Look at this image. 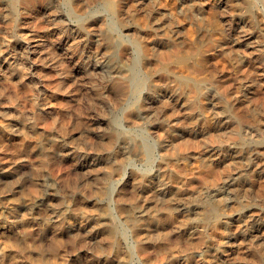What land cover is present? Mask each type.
Listing matches in <instances>:
<instances>
[{
    "label": "rangeland",
    "instance_id": "1",
    "mask_svg": "<svg viewBox=\"0 0 264 264\" xmlns=\"http://www.w3.org/2000/svg\"><path fill=\"white\" fill-rule=\"evenodd\" d=\"M7 1L10 3H8ZM11 1L10 0H6V1L0 0V43H2L1 45H3V43H4V45L0 47V50L3 49L2 51L4 52V54L8 55V57L12 61V65L14 67H16L15 69L19 73L24 74L25 79H24V83H23L24 85L23 84L21 85V83L17 79L15 80V78H12L11 76L6 75V73H5L6 70H5L4 66L2 65L3 63H0V69H1L0 70V76H1L0 77V164L1 163H5V164L6 163H8V164L9 163L10 164L11 163H17L19 165L22 164V166H19L17 169H15L14 171L9 172V173H7L5 170H0V264H107V263L108 264H117V262H119V260L121 258H122V260H120V262L118 264H123V263H125V264H171V263L172 264H180V263L181 264H224L225 263L226 264L227 260L229 262L228 264H235L234 262L237 260V258H236L237 255L234 256L235 258L233 257L231 259H229V258L226 259V257L223 255V253L221 254V252L219 250H215V248L219 247L222 240L223 241L226 240L225 235H227V232L225 233V231L223 230V227L215 228V229H217V231H215L212 229V228H214L213 227L214 224L211 225L212 223H210L209 221L203 222L202 225H201V223L199 224V226L197 225L198 227H201L203 229L206 228L205 229L206 232L203 229L200 232H201V234L202 233L205 234V237H207V239H209V243L212 242L210 244V246L211 245L213 246V247L211 246V251L213 250L212 253L213 252H214V254L216 253L214 255L211 253V251H210V254H208L206 252V256H205V254H202V253H204L203 247H201V249H200L196 245L189 244L185 240L186 234L183 233V230L178 229L179 226H177V224H179L178 221H180L179 219H181V221H186V219L189 218L187 213L182 211V209H181L182 205L184 206L185 203H186V205H188L189 202H190V204H192L194 202H198L197 201L198 199L195 196L198 193H203L201 195H204L205 193L208 194V192L210 191L208 189L210 188V185H211V180H210L211 173H213V172H211V171L208 172L207 175L205 176V178L202 180V182L199 181V182L194 183V185L191 186V188H190L191 191L193 189L192 192L188 191V190H183L181 192L175 193L177 198L174 195V193L170 194V195L175 196V200H174V196H171V197L167 196L168 197L167 201H166V199H164V201H163V199L158 201L161 205L162 204L164 205V203L166 202L164 207H167V210H169L168 211V213L170 215L169 217H171V220L177 221V222L175 221L176 222L175 226H174L175 223H173L172 228L167 226V228L169 230L167 228H165L163 230L156 228L157 227V225H156V217L157 216H152L156 212L155 211V207L157 205V204H155L156 202L154 200H152V204H151V201H148L147 203H145V201L143 199L144 196L140 195V193L137 192V188H138L140 181L137 182L136 179L141 180L140 177L143 178L142 180L145 179L146 182L148 181V184L150 185L149 188L153 189V190H151L153 193H154V190H156L158 188V186H157V184L159 183L158 180H160L162 182H163V180L165 181V178L162 177V172L159 170V168H161V167H159V165L164 164L167 161L166 159L161 160V159H163V157L160 156V153H163V151H165V149H166V151L170 152V149H168L169 148L168 146H167V148H166V146H163L164 142H166V140H165L166 137L168 139L172 138V140L175 139L176 142H178V141L183 142L185 140L184 142L186 144L188 143L187 141H190L193 138L194 139L192 141H194V143H195V141L198 142L199 144H200V142H202V145H204L205 142H207V140L210 141L211 144L209 142H207L208 146L205 144V147L201 146V144L199 145L198 143H197L198 146L191 145V142H192L191 141V142H189L190 143L189 145L187 144L188 147L190 146L189 148L186 147V148H188V150L185 149V147H184L185 143L181 144L178 142L180 144V147H178L177 149H179L180 151H178V153H177L178 155L177 154L172 155V157L174 155H176V156H174L175 157L174 159L175 160L177 159V160L175 161L173 159L172 160L173 164L171 162L170 163H171V165H175V166L178 164V166H176V169L179 168L180 171L183 169V171H181V172L182 173L185 172L184 175L186 177H187V175H191V173H192L191 171H196L194 169H199L200 171H202L204 169L203 166L200 164V163H202V162H200V161H202V158L207 157L208 159H210V157H211V159H216V158L221 159L222 157L224 158L225 156H226L225 159H227V157L229 158L232 155V151L230 148V146H232L231 144L235 145L237 142H238V144L240 142V144L239 145L236 144V146H241V145L244 146V148H246L247 151L252 153V157H254L255 160H257V161L259 160V161H258V163L256 161L254 163V159H253V165H251L249 168L248 167L245 168V166H242V164L245 165V163H241V162H244V159H242L243 161L238 160L236 163L231 164V166H232L231 168H234V167H237L240 163L241 165H239L238 168H236V169L237 170L240 169V171L242 173L245 172V173H243L241 179L239 180V183H238L239 186L237 187V191L235 190L233 192V193L237 192L238 197L235 194V201L238 200V202L241 204H239L236 201V203H238V204L234 203L232 206H226L224 214H226V215L230 214L231 215V214H235L237 212L241 213L242 216L240 218L242 220L239 219V221L240 220L241 221L240 222L238 221V223L239 224L243 223V225H244L245 220H246V224L249 223V219L247 218L248 216H246L247 212H250L249 210H251L253 212L256 211L255 212V214H256V213H258V211H259V213H261L262 208H263V212H264V188L262 186V185H264V172H263L264 166L262 164L264 161V84L260 85L258 88L256 87V91L254 92L253 95L246 98V100H241L239 102V104L241 103V105L237 104L235 106H232L231 107L232 110H231L230 109L231 105L229 104L230 102H228L230 95H228L229 93L223 94V92H225V90H226L225 88H223L225 86L220 85L221 81H218L222 77L221 75L223 72V70H220V68H221L220 66H222L221 65L222 62L220 61L219 56H216V55H215V57L214 56H207V58L209 59V60L207 59L209 61V62H207V64L208 63L210 64V66L208 64V67H210V68L207 69L208 70L207 73L213 72L212 74L216 75V76L214 75L215 78L214 77L211 78L213 75L207 74L206 71L202 70L203 73L201 71L200 73L195 74V73L191 72L190 70H186V67H184V64H186V61H188L187 57L189 56L188 51L190 48L189 47L187 49L189 43L186 41L189 38H188V35H186L188 33H185V32H187V30L189 31L190 26H188V25L191 24V19H188L189 18L188 16L191 15V17L193 18L192 13H194V16H196L197 13H195V12L198 10L199 11L198 15H201V16L204 15L203 18H204L205 22L207 23L209 21L208 19H212V16H213V15L209 14V12H208V8L206 5L207 1H205L206 2L205 3L203 0H178L177 2H176V0H43V3H42V0H36V2H35V0H31V1L28 0V2L26 0H17V4L18 3L19 4L18 5L15 4L16 7H14V8H16L18 11L16 9L12 8V9H14L13 12L11 11L12 9L10 8L11 7L10 4L13 3V1L12 2ZM69 1H71V2H69ZM112 1L114 3H112L113 5H111V7L118 6L119 8L113 7L115 10L113 8L109 9L108 6H110L111 3H108V2H112ZM200 1H203L204 5H203V2L201 3ZM175 2L177 4V6H175L176 5ZM191 2H192V4H191ZM194 2H195V4H193ZM197 2H198V4L200 3L199 5H203V8H200L202 6H198ZM14 3H15V1H14ZM20 3H21V8L18 7V6H20ZM70 3L72 6L69 5ZM103 3H104V6H103ZM7 4H9V5H7ZM27 4H28V6H27ZM42 4H44V5H42ZM49 4L50 5L52 4V5L50 6ZM107 4H109V5H107ZM114 4H117V5H114ZM3 5H5V6H3ZM30 5H32V6H30ZM46 5H48V6H46ZM57 5H58V7H57ZM160 5H161V7L159 8L158 6H160ZM183 5L187 6V8L189 7L188 8L189 10L185 11V9H187V8L184 7ZM22 6H23V8H22ZM69 6H71V7L69 8ZM172 6H173V9H172ZM181 6L184 7V9ZM192 6L193 7L195 6V8H193ZM4 7H6V8L4 9ZM73 7L76 10H72V11H77L79 14L81 12L80 15L78 13L77 14L79 15V17H82V19L79 18L80 20H77V22H76L77 17L73 16L75 13L71 12V9ZM103 7L107 8L106 9L107 11ZM120 7L122 9H120ZM167 7L168 8L171 7L172 10L170 8L168 9ZM181 8L183 10H180ZM117 9L120 11L118 12ZM194 9H197V10H194ZM51 10H53V11H51ZM79 10H80V12H79ZM173 10H175V12H172ZM20 11L23 13H21ZM111 11H113V13ZM114 11L115 12L117 11L116 12L117 14L120 13V14H118L120 16L114 15V13H115ZM167 11L168 12L170 11L171 14L168 13ZM178 11H180L181 14ZM52 12L53 13L57 12V13L53 14ZM70 12L73 15L71 14V16H70V14H69ZM82 12H83V14H82ZM162 12H163V14H162ZM185 12H186V14H185ZM203 12H204V14L202 15ZM174 13L176 15H174ZM205 13L206 14L208 13V14L206 15ZM7 14H9L11 16H9ZM20 14H21V16H20ZM160 14L164 15V17H162V16L160 17ZM183 14H185L186 17L183 16ZM64 15H66V16H64ZM171 15L173 17H170ZM205 15L209 18H207ZM215 15L216 14H214V16ZM15 16H17V17H15ZM90 16L92 17V19L95 18V21H92V19H91L92 22H90L89 21L90 19H88V17H90ZM113 16L115 18L114 20L115 21L117 20L115 23L113 21ZM116 16H118V19ZM178 16H179V18L181 16L183 18L181 17L182 19L180 21H178L179 20ZM53 17H54V19H53ZM158 17H159V19L160 18H162V19L159 20ZM174 17L175 18L177 17L176 19H178V20L176 21V19H173ZM215 17H219V16L216 15ZM12 18L14 21L12 20ZM61 18L63 21L59 20ZM154 18L155 19L157 18V21ZM16 19L18 22H15ZM49 19H51V20H49ZM169 19L171 21L172 20H175V21L174 22L172 21V23H171V21ZM215 19H218V20H216V21H218V24L216 23V21L215 22L213 21L214 23H216V25L211 24L212 26L210 25V27L213 28L212 30L217 31V32L214 33V31H211V30L207 31L206 33L209 37H207V35L205 34V37H204L205 42H208L207 40L210 41L211 39L212 40L215 39V40H213L215 42V44L220 42V38L222 37V34L220 32V29H219V20L220 19L219 18H215ZM164 20H166V21L164 22ZM20 21H21V23L19 24ZM54 21H56V22H54ZM58 21H60V22L62 21V23L64 25ZM88 21L90 22L89 30H91L93 33H95V32L97 33V32L101 31V33L103 34V32L108 33L106 31H109V35L111 34L112 37H113V33H115L114 34L115 39L118 38L121 34L122 35L125 33L127 34V35L125 34L126 36L121 35V39H120V41H122V38H123V40L125 41L124 42L125 45L121 44V43H123V41L122 42L119 41L120 37L118 38V41H117V43L120 42V43H118V45L120 44V46L117 45L118 48L120 47L119 48L120 50L118 48H116V50L118 49L119 52L124 53V55L120 54L117 51L118 57L115 59V57L117 56L116 52H115V48L113 49L112 54L110 53V55H108L110 50L107 52L105 58L106 59L108 58L109 60H111V63L108 59L107 60L104 59L105 60L104 63L108 66V68H110V67L112 68V66H113V69H115V67H116V70H118V69L123 70L124 68L125 69L127 68L125 66H128V65L131 66L132 63H134V62H132V59H131V61H129L130 60L129 58H132V57L134 58L135 52L131 51V49L129 50V48H134L133 41L137 40V41L142 43V46H143L142 49H145V47L148 45L147 46L148 48H146V49L150 50V52L155 53L154 56H150V54H148V52L145 51L146 58L144 56V59H143V55H144V50H143V52H142L143 54L141 53L142 54L141 55L142 61H140V63L142 62L144 65H142V63L139 64V62H138L136 67L139 65L137 67V69L140 70V72H142V73L147 72L146 74H149V78H151L153 76L151 78L152 80L149 79L150 80L149 82L151 84L155 82L154 83L155 85L154 84H152V85H153V88L156 89L155 90L156 93H157V91L163 92V88H164V90H166L167 88H172V90L174 89V91H176V93H177V90L175 87L177 85V82H176L175 77H177V81H178V78H179L178 76H181L183 78L186 77L188 79L192 76V78L193 77L194 78L193 79L190 78L192 80V82L189 80L188 81L189 83L190 82L195 83L199 80L200 83L202 82L201 84L206 85V83H207V85L209 84L208 85L209 87L212 86V88H215V90H217L219 88V90L221 91L223 88L224 90H222L221 92L224 96H227V97L229 96L228 99L226 100V97L224 98L221 94H219L220 91L217 90V95L222 96V97L220 96L219 98H223V100L219 103V109L217 107H216L217 109L216 108L213 109V108H211V106L209 108V105H207L205 108H203L204 110L201 107H199L197 109L199 104L198 103H197L198 105L195 104L193 111H197V113H199V115L196 112H193V113H191L192 117L189 118L190 120L188 118H184L185 120L187 119L188 122L190 121V124L187 122V120L185 122L183 119L184 123H187V125H189L191 128L184 123L182 124L183 121L181 122L182 125L180 124L181 126L169 124L168 120H165L166 118L168 119L169 116H165V114L169 115L170 111L169 110L167 111V109H165V108L163 109V107L160 105L162 103L159 101L157 102V104L151 103L152 105L149 103L147 104L144 100H142V101L140 100L139 103L136 102L137 104H140L141 106L144 104V105H146V107L143 108L142 112L136 111V114L134 115V117L130 121V118H128L126 116L127 114L123 110H125L124 108L127 107L128 103H131L133 105V107H135L133 104L135 100H133L132 97H129V96L127 97L126 95H123V94L119 95L118 90L116 91V89L113 87V83H112L115 77L109 76L110 77L109 78L105 71H103L101 73L100 71H94V70L91 71L90 70V74L92 76L88 75V74L82 76V74H84V73L78 72L76 74V71H71L72 69L70 70L69 68H68L69 70L64 69L65 70L64 71L62 69V67L64 66L63 65L64 61L58 60L60 64L62 63V67H61V65L58 64L57 68L52 69V67H48V68L42 70V72H43L42 73L37 68L30 67L29 61H25L24 58L20 57L21 49L24 46V43L22 42L23 41L22 36H24L25 34H26L25 36L28 37L30 35H27V33H32L31 36L32 37L34 36L33 38L38 39L39 43H42V44H40V48L41 49L43 48L45 51L49 47V49L47 50V51H49L52 48L51 45L54 44L59 39V37H60L59 35L62 34L61 31L64 30L65 28H68L67 26H70L68 24H72V22H73V24L81 25L83 22L84 23L86 22V24H87ZM12 22H14V23H12ZM166 22L168 24L170 22L171 25L174 23V25L171 26L169 24V27H168V25H166L167 24ZM175 22L176 23L180 22V24L178 23L179 24L178 25ZM181 22H184V23L181 24ZM189 22H190V24H189ZM16 23H17V25H16ZM105 23H110V24H108L109 29H108V27H106L107 24H105ZM154 23H156L158 25H156ZM111 24H112V26L114 25V30L112 29L113 27L111 26ZM118 24H119V26H118ZM149 24H150V26H148ZM151 24H153V25H151ZM145 25H147L149 28L146 27ZM165 25H166V27H165ZM63 27H64V29H63ZM171 27L173 30L171 29ZM56 28H60V29H56ZM184 28H185V32H184ZM127 29H129V31L131 32V35L129 34L130 32ZM151 29H154L156 32L152 31ZM157 29H159V31H157ZM160 29L167 30V31H165V33L167 32L168 34L167 33L166 34L169 36H167L164 33V31H160ZM181 29H182V31H181ZM16 31H18V32H16ZM134 31L136 32V34ZM21 32H23L24 35L22 33L21 34L22 36H21L19 34ZM132 32H133V34H132ZM152 32L155 34V36ZM208 32L209 33L211 32V33L209 34ZM117 33H118V35H117ZM178 33H179V35H177ZM216 33H218V34L216 35ZM170 34H172V35H170ZM212 34L215 36H213ZM104 35L106 36L105 38H107L108 34H103V36ZM109 35H108V37H109ZM132 35H135V36H132ZM140 35H143L144 38H143V36H140ZM164 35H166L167 37H170L169 39L174 38L173 41H172V39L168 41V38ZM185 35L187 36V38ZM156 36H158V37L155 39ZM216 36L219 38H217ZM133 37H135V38L137 37L138 39H135ZM148 37H150V38L148 39ZM105 38H104V40H106ZM128 38L130 41L128 40ZM141 38H142V40H144V39L145 40L142 41ZM150 39H151V42H150ZM155 40H156V42H155ZM174 41H176V43ZM127 42H131L132 47H131V43L126 44ZM170 42L172 43V45H170L171 44ZM156 43H157V45H156ZM10 44H11V46H10ZM162 44H164V46ZM8 45H9V47H8ZM126 45H128L130 47L128 48V46H126ZM151 45H153V46H151ZM46 46H47V49L44 48ZM168 46H170V48H172V49H174V47H175V49H174L175 51L173 52V50H171ZM177 46H179V47L184 46V47H182V50H181V47L180 48L178 47V49H176ZM14 48L17 49V52ZM158 48H160V49H158ZM128 50H129V52H128ZM159 50L161 51V54H163L162 50H164V54L167 51L169 54L171 52L170 58L165 59L166 57L169 56V55H166L168 53H166L164 55L165 57L163 56L164 58H162L161 56L160 57L162 59L159 58V55H160V54H158ZM177 50H179V51L181 50L184 53L183 54L180 52V55L182 54L183 58H182V55L180 57H177V55L179 53V51H177ZM183 50L187 52V55H186V52H184ZM125 51H127V52H125ZM154 51H156V52H154ZM13 52H14V54H13ZM172 52L173 53L177 52L176 53L177 55H175L173 57L172 55H174V54ZM120 56H121V59L119 58ZM127 56H129V58ZM148 56H150L151 58L149 57V59H148ZM171 56H172V58H171ZM184 56H185V59L187 58L186 61L184 59ZM155 58H157V59H155ZM102 59L100 57L98 60H102ZM122 59H123V62L126 63V65H125V63H121L122 65L123 64L125 65V66L123 65V67H124L123 69H121L122 65L120 63H117L118 61L120 62ZM163 59H165L166 61L168 60L169 62L174 60V62H172V64L168 62L169 63V65H168L167 62L164 61ZM145 60H148V61L151 60V61L148 64V61H145ZM157 60L158 61L160 60V61L158 62ZM161 60L164 61V63L166 62L165 63L166 66H164L165 64L162 63ZM107 61L109 62L108 64H107ZM126 61L128 62V65H127ZM179 61L181 62L180 66H179V64H180ZM16 62H18V63H16ZM14 63H15V65H14ZM21 63H22V65H21ZM156 63L157 64L160 63L161 65L163 64L162 65L163 67L158 64L159 68H156V67H155L156 69L153 68L154 67L153 65ZM175 63L176 64L178 63V64L176 65ZM109 64H111V65H109ZM150 64H152V65H150ZM26 65H27V67L28 66L29 67L27 68ZM115 65H117V66H115ZM18 66H19V68H17ZM80 66L83 68L82 70H84V68H85L84 65H80ZM144 66H146L148 68L147 69L148 71L145 69L146 67L144 68ZM160 66L163 68V70H161L162 68ZM58 67H60V68H58ZM141 67H142L143 71H142ZM166 67L169 70H166ZM24 68L26 69V70H24L25 73L23 71ZM151 68H153V71L151 70ZM28 69H29V71H28ZM30 69H31V71H30ZM127 69H129V68H127ZM160 70H161V72H160ZM173 70L175 71V74H174ZM26 71H28V72L26 73ZM38 71L41 74H39ZM156 71H157V73H154ZM163 71L165 73H162ZM172 71H173V73H172ZM46 72L48 73L47 75H46ZM58 72H60V73H58ZM66 72L69 74L67 75V77H64V73H66ZM98 72H100V73H98ZM152 73H153V75H152ZM169 73L171 74L170 76H169ZM177 73L181 74V75H177ZM183 73H184V75H187V76H184ZM232 73L233 72L231 71V74ZM1 74H3V75H1ZM100 74H105V76L100 75ZM202 74L204 75V77ZM233 74H232V76L237 75V74H234V75ZM26 76H27V78H26ZM65 76H66V74H65ZM206 76L208 77V79ZM91 77L92 78L95 77L94 78L95 82H96L95 84H94V80ZM169 77H171V78H169ZM6 78H8V79L6 80ZM60 78H62V79H60ZM186 78H184V81H183L184 83L185 82L188 83L187 80L185 81ZM156 79L159 82V84L156 83L157 82ZM196 79H198V80H196ZM12 80H14V81H12ZM60 80H61V82H60ZM92 80H93V82H92ZM202 80H204V83ZM212 80H213V83H210ZM101 81H103V82H101ZM167 81H170L169 83L174 82V84L171 85ZM171 81H173V82H171ZM199 81H198V83H199ZM216 81H217V83H216ZM91 82L94 84V86H96V85L97 86L94 87ZM106 82H108V83H106ZM164 82L165 83L167 82L166 85L164 84ZM12 84H14V85H12ZM29 84H31V85L29 86ZM162 84L164 85V87ZM20 85L22 87H20ZM156 85H157V87H154ZM23 86H26V88ZM99 86H101V87H99ZM165 86H167V87L165 88ZM97 87H99V89ZM184 87L186 88L187 86L184 85ZM76 88H78V89H76ZM94 88L96 90H93ZM111 88H114V89H111ZM25 89H27V92ZM90 89H92V90H90ZM94 91H95V93H94ZM97 91H99L100 93L102 91V93H101L102 95L100 96L99 92L96 93ZM120 92L123 93L122 91H120ZM237 93H240L238 96H240L241 99L244 98V96L242 95L243 91L241 88L238 87ZM97 95H99V96H97ZM123 97H124V100L121 99ZM125 100L127 101V103ZM222 102L225 105H223ZM226 102L230 106L228 104H226ZM131 104H129V105H131ZM155 105L156 106L159 105L160 107H156ZM154 107L158 108V110L163 109V111L161 112V110H160V112H161L160 113ZM235 107H237V108H235ZM150 108L152 111L149 110ZM195 108L197 110H195ZM220 109H221V111H223V115H221V113H220V114H218V117H216L217 116L216 112L217 113L221 112V111H219ZM237 109L238 110L241 109L239 111H240V113L241 112L242 113L237 114L235 112ZM153 110H155L156 112L158 111L157 113H159L158 115H160V116H158L157 113ZM199 111L201 112V114L204 111L208 112V114H206V112H204L202 114V116H203L202 117ZM232 111H233V113H232ZM121 112L122 113L124 112L123 113L125 115L124 117H123V114ZM152 112L153 113L155 112V113L153 114ZM165 112H167V113H165ZM181 112H178L177 114H174V115H179V114L181 115V114H187V113L190 114V112H192V110L188 111V112L185 111L184 113H181ZM162 113H164V114H162ZM193 114H195V116ZM213 114L214 115L216 114V115L214 116ZM248 114L251 116L249 117ZM146 115H148V116H146ZM150 115L152 117L156 116V118L152 119V117ZM205 115L208 117H206ZM227 115H228V117L230 115L229 120L227 122H222L223 125H219L221 123L220 120L222 118H224L223 116H227ZM233 115L235 116V118L233 117ZM116 116H118L119 119H118V117L116 118ZM136 116H138L140 118H138ZM238 116H239V118H238ZM141 117L144 118V120ZM164 117H165V119H163ZM161 118H162V120H161ZM192 118H194V119H192ZM202 118L203 119L209 118V119L208 120L204 119L205 123H203L204 120H202ZM217 118H219V120ZM111 119H113L114 121ZM133 119L135 120V122ZM156 119H158V120L160 119V120L157 121ZM230 119L233 121V122L231 121L232 123H230ZM132 120H133V123H132ZM136 120H137V122H136ZM138 120H139V123H138ZM153 120H154V122H153ZM194 120L196 122H194ZM209 120H210V122H209ZM214 120L216 123L214 122ZM239 120H241V122ZM242 120H243V122H242ZM237 121H238V123H241V124H244L246 122H248V123L246 125L245 124L243 125L244 128H242L241 125L239 124V126H238L239 128H238L236 126ZM250 121H252V123ZM162 122H163V124H162ZM140 123H141V125H140ZM196 123H197V125H196ZM209 123H211V124H209ZM154 124H156V125H154ZM161 124H162V126H161ZM206 124H207V126H205ZM233 124L234 125L236 124L235 125L236 130L237 129L239 130L240 127L242 130L240 129L239 131L238 130L236 131L234 129ZM118 125L120 126L119 128L117 127ZM129 125L130 126L132 125L133 127L132 126L130 127ZM114 126H116V128ZM138 126H139V128H138ZM229 126H232V127H229ZM248 126L250 129L248 128ZM123 127L126 129L124 130ZM128 127L130 128V131H128V129H129ZM162 127L166 128V129H164L165 131L163 130ZM188 127L190 128V130ZM213 127L215 128V130L213 129ZM176 128H177V130H176ZM168 129H171L172 131L169 130V132H168ZM192 129L194 130V133H191L193 131ZM218 129L220 132L221 131L222 132L220 133L218 131ZM246 129H249V130H247V132H246ZM175 130H176V132H175ZM201 130H202V132H201ZM229 130H231V132H229L230 134L229 133L225 134V135L223 134L225 132L227 133ZM204 131H205V133H204L205 135L203 134ZM233 131H234V134L232 133ZM179 132H180V134H179ZM195 132H196V134H195ZM206 132L209 134H207ZM218 132L220 134H218ZM253 132H254V134H253ZM113 133H115V135ZM138 133H139V135H138ZM158 133H161V134H158ZM189 133H191V134H189ZM231 133H232V135H231ZM242 133H243L244 137H246L245 140H244ZM111 134H113V136ZM116 134H119V135H116ZM121 134H122V136H121ZM126 134H127V137H126ZM128 134L130 136H128ZM131 134L132 135L134 134L132 136V138L133 137H135V138L132 139ZM135 134H137V135L135 136ZM163 134H165V136ZM238 134H240V135L238 136ZM141 135H142L141 138L143 140L140 138ZM158 135H161V137L159 138ZM162 135H163V138H162ZM167 135H169V136H167ZM183 135H184V137H183ZM187 135H189V136H187ZM236 136H238V137H236ZM259 136H260V138H262V137L263 138L259 139ZM113 137H114V139H113ZM128 137L130 139H128ZM186 137H187V139H186ZM188 137L189 138L191 137V139L188 140ZM198 137L201 140H199ZM233 137L237 138L236 139L237 142L234 143L235 139ZM183 138H184V140H183ZM228 138H230V141L233 138L231 141L232 143H229ZM238 138H240V141H238L239 140ZM134 139H138V140L134 141ZM147 139H149L150 141ZM224 139H227V141H226L227 143L223 141ZM139 140H141L140 142L143 141V143L149 142L148 143L149 145L152 143V145L154 146L153 147L150 145V147H152V149H153L152 152L154 151L153 154H155V155L151 154L150 158L148 157L150 160L152 159L151 162L153 164L151 162H149V160L147 159V156L144 155L143 156L144 159L141 157L142 153L140 152V149H138L139 152L138 151L136 152V150H135L136 148H134V147H140L139 146L140 142H137ZM180 140H182V141H180ZM204 140H206V141H204ZM40 141L42 142V144ZM110 141L113 142V144H111ZM128 141H130V142H128ZM153 141H155V142L157 141L156 144ZM211 141L213 142V144L215 143L214 141H216V142L220 141V142H218L216 145L214 144L215 146H213ZM222 141L225 144H222L221 143ZM242 141H244V142H242ZM100 142H102V144H100ZM135 142L137 145L135 144ZM104 143H106L108 145V147L110 145H111L110 147H113V145H114L113 149L108 150L110 147L107 149L106 148L107 145L105 146ZM123 143H125V144L123 145ZM129 143H130V145H129ZM158 143H162V144H158ZM244 143H245V145H244ZM246 143L248 144V147L246 146L247 145ZM132 144H134L135 146L132 147ZM192 144H193V142H192ZM250 144H251V146H249ZM42 145L46 147L44 150L41 149ZM125 145L127 146V148L132 149L133 151L130 150V153L128 154V156L126 155L124 158L123 154H121L122 152L120 151V148L125 146ZM211 145L213 147V150L209 151L207 148L208 147L212 148V147H210ZM217 145L218 146L220 145V148L217 147ZM115 146H116V148H115ZM161 146L164 147L165 149H163ZM191 146H192V151L189 150V149H191ZM195 146H196V148H195V150H193V148ZM200 146L202 148L203 147L204 148L199 149ZM227 147H229L228 150H227ZM114 148L116 149V151ZM222 148H224V149H222ZM247 148L248 149L250 148L251 150L250 149L248 150ZM158 149H160V150L162 149V150L160 151ZM196 149H199V150H196ZM204 149H206L207 152H205ZM183 152H185V153H183ZM213 152H214V154H213ZM249 152H247L246 154H248ZM132 153L135 155H133ZM157 153H159V154H157ZM209 153H210V155H209ZM114 154L116 156H114ZM183 154L186 156H184ZM189 154H191V156H194L193 157L194 159ZM85 155H89L90 157H95L94 158L95 160L93 159V161L100 162L99 164H101V167L99 166V168H97L98 170L97 169H94V170L90 169V171L92 170L93 172L92 171L90 172L89 170L87 171L86 168L82 167V165H81V164L85 163V161L82 158ZM131 155H132V157H131ZM136 155H137V158H136ZM213 155H214V157H213ZM121 156L124 158L123 159L124 162L121 161L122 163H125L124 165L123 164L121 165V162H119L120 160H122V159H120V158H122ZM138 156L141 158H139ZM178 156H180L181 159ZM127 157H129V158H127ZM153 157H155V158L153 159ZM182 158L187 159L186 162H185V160L183 161ZM107 159H110V160L106 161ZM126 159L130 160V162H128V160H126ZM196 159H197V161H196ZM112 160H113V162H112ZM125 160H126V162H125ZM154 160H156V163ZM157 160H159V161L157 162ZM180 160H181V163H180ZM146 161H148L151 164H149ZM173 161H175V162H173ZM107 162H108V164H106ZM110 163L113 165H111ZM196 163H197L198 167H197ZM237 163H238V165L235 166L234 164H237ZM259 163H261V166L260 165L257 166ZM115 164H116V166H115ZM117 164L120 167L124 168V170L121 168L120 169L121 172H118L121 174L119 177L117 176V175H119L117 172L110 171L112 168L113 169L116 168L118 166ZM182 164H185V165H182ZM132 165H134L135 168ZM164 165H166V164H164ZM110 166H112V168ZM106 167H109V168H106ZM251 167L252 168L254 167L253 171H252L254 173L251 172ZM127 168H128V170H127ZM149 168H151V169H149ZM220 169H221V166L217 167L215 169V171L218 172V171H220ZM254 169L257 171H255ZM258 169H259V171H258ZM136 170L139 171L140 173L137 172ZM144 170H146V171H144ZM188 170H190V174H189ZM124 171L126 172V176H124ZM151 171H153V172L150 173ZM247 171L249 172L248 174H246ZM260 171H262V172L260 173ZM134 172H136V174ZM197 172L198 171H196L194 173H197ZM250 172L254 175H249V174H251ZM10 173H12V174H10ZM138 173H139V175H138ZM95 174H96V177L98 179L96 177H94ZM146 174H148V175H146ZM245 174L247 175V178L249 176V178H251V179L248 178V181H247ZM106 175H108V176L105 177V179H104V176H106ZM158 176L160 179L158 178ZM251 176H253V177H251ZM254 176H256V177H254ZM106 178H107V180H106ZM148 178L150 180H154V181H150ZM258 179H261V180H258ZM95 180H98V182H96ZM132 180H134V182H131ZM243 180L245 182H243ZM200 183H202V184L200 185ZM250 183H252V185H250ZM259 183L260 184L263 183V184L260 185ZM134 185H136L137 187ZM198 185H200V188L201 189L203 188V190H205V191L202 190V192H201V189L198 187ZM194 186H195L196 190H194ZM102 187H104V188H102ZM130 187H131V189H130ZM197 187H198V190L200 189V192L197 191ZM98 188H100V189L102 188L104 190L101 189L102 191L100 190L101 191V193H100V191H98L99 190ZM242 188H244V189H242ZM114 189L116 191H114ZM95 190L97 193H99L101 195H99V194L96 195L97 193L95 192ZM108 190H109V192H108ZM127 190H128V192H126ZM245 190L246 191L248 190V191L245 192ZM103 191H105L106 195ZM185 191H187V192H185ZM194 191H196L197 193L195 192L196 193L195 194ZM242 191L245 193H243ZM94 192H95V194H94ZM118 193H120L121 199H123V198L126 199L128 196L129 197L130 196L137 197V198L133 197L136 200V202H135V200H133V198L130 197V198H127L130 203L128 201H126L127 199L126 200L123 199L124 201L120 200L118 203L117 199H116L119 196ZM135 194H136V196H135ZM187 194H189V197H190L188 199H186L188 197ZM192 194H195V195L193 196ZM112 195H113V197H112ZM179 195H180V197L178 198ZM182 196H183V198L185 196H187V197H185V200H184L182 198ZM138 197H140V198L138 199ZM169 198L171 200H169ZM194 198L196 199L195 201H194ZM129 199H132L133 202L131 203V200H129ZM176 199H179V200H176ZM138 200H141V204L139 202V206L142 204L143 205L146 204V205L150 206V208L149 207H147L148 209L146 208L147 212L144 213L143 215H140L138 213V211L137 212L135 211L136 209L139 210V206L137 204ZM173 200H174V202H173ZM186 200L189 202L187 203ZM114 202H115V204H114ZM162 202H164V203H162ZM172 202H173V204H172ZM176 203H177V205H176ZM122 204H124V207L126 206V208H128V206H131V207L128 208L129 210H126V208H124ZM116 205L119 208H116ZM135 205H137V206L133 207ZM151 205H153L154 209L151 208L152 207ZM175 205L177 207H175ZM97 206H98V208L96 209L95 207H97ZM200 206L207 207V205H202V204ZM84 207H85V209H84ZM109 208L112 212L109 211ZM112 209H114V210H112ZM121 209L122 210L125 209L124 212ZM92 211L93 212L95 211V212L93 213ZM128 211L129 212L132 211V213L135 216V219L138 222V224L135 221L130 220L129 218L125 219V221H124V218L128 217V215L131 214V213H128ZM152 211H154V212H152ZM106 212H108V213H106ZM109 212H111L113 214H111ZM122 212L124 214H122ZM170 212H171V214H170ZM120 213L122 214V216ZM137 214H138V216H137ZM112 215H113V218L110 219L112 217ZM117 215H119V216H117ZM123 215H125V216H123ZM87 216H89V217H87ZM94 216H96V218ZM139 216H141V217H139ZM181 216H182V218H180ZM183 217H185V218H183ZM175 218H177L178 220ZM144 219H146V221ZM142 220L145 222H143ZM61 222L62 223L64 222V224H62ZM106 222H107V224H106ZM128 222H129V224H128ZM205 223H206V225H204ZM236 223H237V221H236ZM99 224H102V225H99ZM113 224H115V225H113ZM139 224H141L140 226L142 227L143 230H145L146 235H145L144 231H143L144 234H142V231L141 232L136 231L137 233L134 234L135 230L138 229ZM209 224H210V226H209ZM62 225H63V227H62ZM130 225L131 226L133 225L132 226L133 228ZM144 225H146V226H144ZM243 225H240V226L243 227ZM107 227L112 229L113 236H116L118 238L117 241L119 242V243H117V245L115 244L116 246H114L112 249L109 247V237L107 236V233L105 230V228H107ZM151 227H152V229H151ZM153 227L157 230L155 231V229ZM119 231L120 232L123 231V232H121L122 234ZM162 231H165L166 234H168V236L172 235V236H170L171 238L164 234L166 236V238L160 239ZM181 231H182V233H181ZM124 232H125V235L123 234ZM178 232H180V233H178ZM169 233H171V234H169ZM149 234H151L153 237ZM156 234L159 235V239H157L158 235L156 236ZM138 235H140V237ZM173 235L175 238H173ZM179 235H181V237H179L181 242L177 243L175 240H172V238L177 239V236H179ZM104 238H106L107 241H105ZM134 239L136 242L134 241ZM139 239H141V242L142 241L143 242L142 243L140 242L139 247H136L138 245V244L136 245V243H138L137 240H139ZM167 240H169V243L167 242ZM184 240L190 245V247L188 246V244ZM170 242H173V243H170ZM180 243L182 245L184 244L185 247L182 246ZM218 243H220V244L218 245ZM126 244H127V246H126ZM134 244H135V246L131 247ZM161 244H163V245H161ZM255 244H257L258 246ZM140 245H142L141 246L142 249H141ZM191 245L194 248L193 247L191 248ZM106 246H107V250L110 248L111 252L105 250ZM179 246H181L182 249L184 248V250H180L181 247H179ZM252 246H254V247L256 246L255 248L253 247V251H252V249H249L248 254L242 255V253L240 252L238 254V256L241 255L243 257L242 260L244 261V264H261V262H263L262 264H264V256L262 257V255H261L262 253H264L262 251V250H264L263 245L260 243L258 244L256 242V243H253ZM125 247H127V248H125ZM143 247H145V248H143ZM186 247L188 248V250H187L188 252L185 251L187 249ZM138 248H139V250L141 249L140 250L141 252L138 251ZM129 249H130V251H129ZM143 249L145 252L143 251ZM198 249L201 253L198 251ZM131 250H133V251H131ZM191 250H192V252H191ZM181 251H183L182 252L183 255L181 254ZM193 252H195V253H193ZM256 252H258V253H256ZM259 252H261V253H259ZM178 253H179V255H178ZM192 253L193 254L197 253V254L193 256ZM199 253L202 255H200ZM117 255L119 257H117ZM123 255L124 256L127 255L124 258L126 260L129 259L128 262L127 261L124 262ZM185 255H187V256H185ZM258 255H260L261 257H259ZM128 256H129V258H127ZM179 256L180 257L182 256L181 257L182 259ZM199 256H201L202 258H203V256H205V257L202 259ZM213 256H215V258ZM97 257H99V258H97ZM173 257H175V258L172 260ZM177 257L179 258L178 260H177ZM185 257H186V260H188V258L190 257L189 261H188L189 263L185 260ZM221 257H223V258H221ZM208 258H209V260H207ZM255 258H256V260H255ZM259 258H262V259L259 260ZM106 259H108V260H106ZM212 259H214V260H212ZM233 259H234V262H233ZM197 260H199L200 262ZM215 260H217V261H215ZM254 260H255V263H254ZM218 261H219V263H217Z\"/></svg>",
    "mask_w": 264,
    "mask_h": 264
},
{
    "label": "bare ground",
    "instance_id": "2",
    "mask_svg": "<svg viewBox=\"0 0 264 264\" xmlns=\"http://www.w3.org/2000/svg\"><path fill=\"white\" fill-rule=\"evenodd\" d=\"M6 1V0H5ZM11 1V0H10ZM13 1V3L12 4H10L11 5V9L12 8H14V7H16L15 6V4L16 5H18L17 4V0H12ZM11 1V2H12ZM14 1H15V3H14ZM27 2H28V0H26ZM31 1V0H30ZM178 0H176V2H177ZM204 2L205 1H207V3H206V5H207V8H208V12H209V14H211V15H213L212 16V19H208L209 21L206 23L205 22V20H204V18H203V14H204V12L202 13V15L203 16H201V15H198V13H199V11L197 10V9H194V10H197L195 13H197L196 14V16H194V13H192V16H193V18L191 17V15L190 16H188L189 18L188 19H191V24H190V22H189V24L190 25H188V26H190L189 27V31L187 30V32H185V28H184V32L185 33H188V34H186V35H188V40L186 41V42H188L189 44H188V47H187V49L189 48V51H188V57L186 56L187 55V52L186 51H184V52H186V57L188 58V61H186V59H185V56H184V59H185V61H186V64H184V67H186V70H190L191 72H193V73H200L202 70L203 71H206V73H207V69H209L210 67H208V64H207V62H209L208 60V58H207V56H214L215 57V55L216 56H219L220 57V61L222 62V66H220L221 68H220V70H223V72H222V77L220 78V80H218V81H221V83H220V85H224L225 87H223V88H225L226 90H225V92H223V94H225V93H229L228 95H230V97H229V100H228V102H230L229 104L231 105H229L227 102H226V104H228L229 106H230V109H231V107L232 106H235V105H237V104H239V102L241 101V100H246V98H248V97H250L251 95H253L254 94V92L256 91V87L258 88L260 85H262V84H264V0H203ZM203 1H200L201 3L203 2ZM8 2V1H7ZM20 2V1H19ZM22 2V1H21ZM35 2H36V0H35ZM34 2V3H35ZM46 2V1H45ZM44 2V3H45ZM69 2H71V1H69ZM176 2H175V4H176ZM181 2V1H180ZM184 2V1H183ZM193 2V1H192ZM192 2H191V4H192ZM196 2V1H195ZM195 2L193 3V4H195ZM204 2H203V5H204ZM8 3H10V2H8ZM33 3V4H34ZM38 3V2H37ZM42 3H43V0H42ZM108 3H111L110 4V6H108L109 7V9L111 8H113V7H118V6H113V7H111V5H113L112 3H114L113 1L112 2H108ZM190 3V2H189ZM6 4V3H5ZM106 4V3H105ZM174 4V3H173ZM180 4V3H179ZM200 4V3H199ZM198 4V2H197V5L198 6H202V7H200V8H203V5H199ZM7 5H9V4H7ZM26 5V4H25ZM24 5V6H25ZM35 5V4H34ZM33 5V6H34ZM42 5H44V4H42ZM50 5V4H49ZM52 5V4H51ZM50 5V6H51ZM68 5V4H67ZM69 5H71V3L69 4ZM76 5V4H75ZM74 5V6H75ZM107 5H109V4H107ZM106 5V6H107ZM114 5H117V4H114ZM119 5V4H118ZM172 5V4H171ZM181 5V4H180ZM186 5V4H185ZM3 6H5V5H3ZM27 6H28V4H27ZM30 6H32V5H30ZM46 6H48V5H46ZM45 6V7H46ZM72 6V5H71ZM71 6H69V8L71 7ZM103 6H104V3H103ZM105 6V7H106ZM170 6V5H169ZM175 6H177V4L175 5ZM184 6V5H183ZM2 7V6H1ZM18 7H20L21 8V3H20V6H18ZM56 7V6H55ZM57 7H58V5H57ZM159 8L161 7V5L160 6H158ZM164 7V6H163ZM179 7V6H178ZM182 7V6H181ZM184 7H186L187 8V6H184ZM184 7H182L183 9H184ZM193 7V6H192ZM206 7V6H205ZM6 7H4V9H5ZM9 8V9H10ZM22 8H23V6H22ZM27 8V7H26ZM25 8V9H26ZM68 8V9H69ZM104 8V7H103ZM119 8V7H118ZM157 8V7H156ZM168 8V7H167ZM170 9H171V7H169ZM168 8V9H169ZM177 8V7H176ZM180 9V10H183V9ZM189 8V7H188ZM185 9V11L186 10H189V9ZM193 8H195V6L193 7ZM14 9H16V8H14ZM14 9H12L11 11L13 12V10ZM58 9V8H57ZM105 10L107 9V8H104ZM108 9V10H109ZM114 9V8H113ZM120 9H122L121 7H120ZM158 9V8H157ZM172 9H173V6H172ZM171 9V10H172ZM7 10V9H6ZM17 10V9H16ZM28 10V9H27ZM70 10V9H69ZM72 10H76L74 7L71 9V12L72 13H75L74 15L70 12L69 14H70V16H71V14L73 15V16H76L77 17V19H76V22H77V20H80L79 18H81L82 19V17H79V15L81 14V12H80V10H79V12H80V14L77 12V11H72ZM115 10V9H114ZM118 10V9H117ZM163 10V9H162ZM170 10V11H171ZM18 11V10H17ZM29 11V10H28ZM48 11V10H47ZM51 11H53V10H51ZM60 11V10H59ZM67 11V10H66ZM107 11V10H106ZM120 10H118V12H119ZM158 11V10H157ZM170 11L168 12V13H170ZM191 11V10H190ZM6 12V11H5ZM16 12V11H15ZM21 12V11H20ZM19 12V13H20ZM58 12V11H57ZM57 12H54V13H57ZM112 13H113V11H111ZM115 12V11H114ZM117 12V11H116ZM114 13V15H118V14H120V13ZM160 12V11H159ZM172 12H175V10H173ZM178 12H180V11H178ZM189 12V11H188ZM21 13H23V12H21ZM53 13V12H52ZM53 13V14H54ZM79 15H78V14ZM109 13V12H108ZM165 13V12H164ZM18 14V13H17ZM68 14V13H67ZM82 14H83V12H82ZM86 14V13H85ZM162 14H163V12H162ZM171 14V13H170ZM169 14V15H170ZM178 14V13H177ZM180 14H181V12H180ZM179 14V15H180ZM185 14H186V12H185ZM185 14H183V16H185ZM190 14V13H189ZM201 14V13H200ZM206 14V13H205ZM208 14V13H207ZM206 14V15H207ZM214 14H216V15H218L219 17H215L214 16ZM7 15H9V14H7ZM19 15V14H18ZM52 15V14H51ZM50 15V16H51ZM78 15V16H77ZM113 15V14H112ZM168 15V14H167ZM174 15H176L175 13H174ZM188 15V14H187ZM205 15V16H206ZM6 16V15H5ZM9 16H11V15H9ZM20 16H21V14H20ZM23 16V15H22ZM53 16V15H52ZM56 16V15H55ZM60 16V15H59ZM64 16H66V15H64ZM68 16V15H67ZM69 16V17H70ZM118 16H120V15H118ZM118 16H116L117 17V19H118ZM164 17V15H161L160 14V17ZM15 17H17V16H15ZM87 17V16H86ZM91 17V16H90ZM90 17H88V19H90L89 21L90 22H92V21H95V18L94 19H92V17L90 18ZM170 17H173L172 15L170 16ZM182 17V16H181ZM179 18V16H178V18H179V20L178 19H176L175 17L173 18V19H176V21L178 20V21H180L182 18ZM186 17V16H185ZM207 17V16H206ZM219 18L220 20H219V29H220V32H221V34H222V37L220 38V42L219 43H217V44H215V42L213 41V40H215V39H211L210 41L209 40H207L208 42H205V34L207 35V31H209V30H211V31H214V30H212L213 28L212 27H210V25L211 24H215L216 25V23L218 24V21H216V20H218V19H215V18ZM57 18V17H56ZM207 18H209V17H207ZM211 18V17H210ZM214 18V19H213ZM11 19V18H10ZM9 19V20H10ZM22 19V18H21ZM53 19H54V17H53ZM67 19V18H66ZM91 19H92V21H91ZM115 18H114V16H113V21H114V23L117 21H115L114 20ZM155 19V18H154ZM158 19H159V17H158ZM160 19H162V18H160ZM159 19V20H160ZM172 19V18H171ZM12 20H13V18H12ZM49 20H51V19H49ZM59 20H62V18L61 19H59ZM69 20V19H68ZM75 20V19H74ZM111 20V19H110ZM120 20V19H119ZM156 21H157V18L155 19ZM170 20V19H169ZM184 20V19H183ZM187 20V19H186ZM14 21V20H13ZM63 21V20H62ZM62 21L60 22V21H58V22H60V23H62ZM67 21V20H66ZM65 21V22H66ZM82 21V20H81ZM87 22V24H86V22L84 23H80L81 25H76V24H73V22H72V24H68V25H70V26H67L68 28H65L64 29V27H63V29L64 30H60L61 32H62V34L61 35H59L60 37H59V39L54 43V44H52L51 46H52V48L49 50V51H47L48 49H49V47H48V49H47V46L46 47H44L45 49H47V50H45L44 51V49L42 48H40V44H42V43H39V40L38 39H35V38H33L31 35H32V33H27V35H30V36H25L24 35V33L23 32H21V33H19L20 35L23 33V35L24 36H22L23 37V43H24V46L22 47V49H21V55H20V57H22V58H24L25 59V61H29V65H30V67H33V68H37L39 71H41L42 72V70H44V69H46V68H48V67H52V69H54V68H57V65L59 64V65H61V67H62V63L60 64L59 63V61L60 60H62V61H64V63H63V67H62V69L64 70V69H67V70H71V71H76V74L78 73V72H81V73H84V74H82V76L83 75H91L90 74V70L91 71H100L101 73L103 72V71H105L106 73H107V75H108V77L110 76V77H115L114 78V80H113V87L116 89V91L118 90V94L120 95V94H123V95H126L127 97L129 96V97H132L133 98V100H135L134 101V106L135 107H133V105L131 104V103H128L127 104V107L126 108H124L125 110H123L124 112H126V116L128 117V118H130V121H131V119L134 117V115L136 114V111H139V112H142V110H143V108L144 107H146V105H140V104H137V103H139V101L141 100H144L147 104L149 103V104H151V103H155V104H157V102L159 101V102H161L162 104H160L162 107H163V109L165 108V109H167V111L169 110L170 111V113H169V115H166L165 114V116H169V118L167 119H165V117L163 118V119H165V120H168V123L169 124H172V125H180L181 124V122L183 121V119L184 118H191L192 116V114L191 113H193V112H196L197 113V111H193L194 109V106H195V104H197L198 105V107H197V109L199 108V107H201L202 109L203 108H205L207 105H209V108H210V106H211V108H218L219 109V103L223 100V98H219L221 95L225 98L226 97V100L228 99V97L227 96H224L223 94H222V90H224L223 88H222V90L220 91L219 90V88L217 89V90H219L220 91V93L219 94H221L220 96H218L217 95V90H215V88H212V86H208L207 85V83H206V85L205 84H201L200 83V81L198 80V79H196V80H198L199 81V83H198V81L197 82H195L194 80V82L195 83H191L192 82V80L190 79V78H192V76L188 79V78H186V77H184V78H186L185 79V81L187 80V82L190 80L191 82V84L188 82V83H184L183 81H184V78L183 77H181V76H178L179 78H178V81H177V77H175L176 78V82H177V85L175 86L176 87V90H177V93H176V91H174V89L172 90V88H167L166 90H164V88H163V92H158L157 91V93L155 92V88H153V85L152 84H154V83H150L149 81V79H151L153 76V73H152V77L151 78H149V74H146V73H142V72H140V70H138L137 69V67L139 66H137L136 67V65L138 64V62H139V64H141L140 63V61H142V58H141V55L143 54L142 52H143V50H144V55H143V59H144V56H145V58H146V53H145V51L146 52H148V54H150V56H154L155 55V53H153V52H150V50H148V49H146V48H148L146 45V47H145V49H142L143 48V46H142V43L141 42H139V41H133V46H134V48H129L130 46H128V45H126V46H128V48H129V50L131 49V51H133V52H135V54H134V58L132 57V58H129V56H127L130 60L129 61H131V59H132V62H134V63H132V65L131 66H129L128 65V62H127V65L129 66H125L126 65V63L125 62H123V59L119 62L118 60V62L117 63H125V67H127V68H129V69H125L124 67H123V65H122V68L121 69H123V70H120V69H118V70H116V67H115V69H113V66H112V68L110 67V68H108V66L104 63V59H106L105 57H106V54H107V52L110 50V52L108 53V55H110V53L112 54V52H113V49L115 48V52H116V55H117V51L119 52V48H118V46H120V44L118 45V43H120V42H122L123 41V43H121L122 45L124 44L125 45V41L123 40V38H122V41H120V39H121V35L118 37L119 38V41L120 42H118L117 43V41H118V38H114L115 36H114V34L115 33H113V37L111 36V34L109 35V31H106V32H108V33H104L103 32V34H108L109 35V37H108V35H107V38H105L106 36L104 35L103 36V34L101 33V31L100 32H95V33H93L91 30H89V26H90V22ZM106 21V20H105ZM122 21V20H121ZM155 21V22H156ZM166 20H164V22H165ZM171 21V20H170ZM173 22L175 21V20H172ZM172 21H171V23H172ZM207 21V20H206ZM216 21V23H214V22ZM15 22H18L17 21V19H16V21ZM54 22H56V21H54ZM79 22V21H78ZM108 22V21H107ZM110 22V21H109ZM161 22V21H160ZM213 22V23H212ZM12 23H14V22H12ZM21 23V21L19 22V24ZM68 23V22H67ZM158 23V22H157ZM167 23V22H166ZM176 23V22H175ZM179 24H180V22H178ZM178 23H176V24H178ZM182 23H184V22H181V24ZM18 24V25H19ZM63 24V23H62ZM105 24H107L106 25V27H108V24H110V23H105ZM122 24V23H121ZM154 24H156V23H154ZM169 24H170V22H169ZM169 24L167 23L166 25H168V27H169ZM178 24V25H179ZM16 25H17V23H16ZM64 25V24H63ZM151 25H153V24H151ZM156 25H158V24H156ZM166 25H165V27H166ZM171 25V24H170ZM172 25H174V23L172 24ZM171 25V26H172ZM58 26V25H57ZM60 26V25H59ZM111 26H112V24H111ZM116 26V25H115ZM118 26H119V24H118ZM146 27H148V26H150V24L147 26V25H145ZM161 26V25H160ZM159 26V27H160ZM177 26V25H176ZM212 26V25H211ZM214 26V25H213ZM18 27V26H17ZM54 27V26H53ZM56 27V26H55ZM113 28V30H114V25L112 26ZM117 27V26H116ZM152 27V26H151ZM186 27V26H185ZM216 27V26H215ZM149 28V27H148ZM157 28V27H156ZM163 28V27H162ZM181 28V27H180ZM211 28V29H210ZM218 28V27H217ZM216 28V29H217ZM56 29H60V28H56ZM108 29H109V27H108ZM107 29V30H108ZM164 29V28H163ZM163 29H160V31H164V33H165V31H167V30H163ZM171 29H172V27H171ZM177 29V28H176ZM175 29V30H176ZM215 29V28H214ZM17 30V29H16ZM128 31H129V29H127ZM148 30V29H147ZM152 31H155L154 29H151ZM150 30V31H151ZM173 30V29H172ZM178 30V29H177ZM176 30V31H177ZM218 30V29H217ZM15 31V30H14ZM30 31V30H29ZM121 31V30H120ZM157 31H159V29H157ZM169 31V30H168ZM181 31H182V29H181ZM219 31V30H218ZM16 32H18V31H16ZM60 32V33H61ZM118 32V31H117ZM130 32V31H129ZM135 32V31H134ZM156 32V31H155ZM215 32H217V31H214V33ZM15 33V32H14ZM58 33V32H57ZM122 33V32H121ZM153 33V32H152ZM167 33V32H166ZM165 33V34H166ZM171 33V32H170ZM182 33V32H181ZM209 33V32H208ZM211 33V32H210ZM209 33V34H210ZM213 33V34H214ZM126 34V33H125ZM125 34H123L122 36H124ZM130 35H131V32L129 33ZM132 34H133V32H132ZM135 34H136V32H135ZM154 34V33H153ZM152 34V35H153ZM168 34V33H167ZM166 34V35H167ZM173 34V33H172ZM172 34H170V35H172ZM212 34V35H213ZM218 33H216V35H217ZM38 35V34H37ZM36 35V36H37ZM55 35V34H54ZM117 35H118V33H117ZM127 35V34H126ZM125 35V36H126ZM139 35V34H138ZM166 35H164V36H166ZM177 35H179V33L177 34ZM185 35V36H186ZM19 36V35H18ZM35 36V37H36ZM132 36H135V35H132ZM140 36H143V35H140ZM139 36V37H140ZM154 36H155V34H154ZM167 36H169V35H167ZM166 36V37H167ZM213 36H215V35H213ZM220 36V35H219ZM41 37V36H40ZM138 37V36H137ZM135 38V37H133V38H135V39H138V38ZM158 36H156L155 37V39L157 38ZM207 37H209L208 35H207ZM217 37V36H216ZM16 38V37H15ZM46 38V37H45ZM104 38L106 39V40H104ZM130 38V37H129ZM129 38H128V40H129ZM143 38H144V36H143ZM147 38V37H146ZM150 37H148V39H149ZM153 38V37H152ZM168 38V41L169 40H171L172 39V41H173V39L174 38H171V39H169L170 37H167ZM186 38H187V36H186ZM217 38H219V37H217ZM216 38V39H217ZM47 39V38H46ZM49 39V38H48ZM54 39V38H53ZM127 39V38H126ZM125 39V40H126ZM140 39V38H139ZM178 39V38H177ZM209 39V38H208ZM22 40V39H21ZM20 40V41H21ZM45 40V39H44ZM141 40H142V38H141ZM140 40V41H141ZM145 40V39H144ZM144 40H142V41H144ZM181 40V39H180ZM48 41V40H47ZM46 41V42H47ZM130 41V40H129ZM148 41V40H147ZM161 41V40H160ZM165 41V40H164ZM163 41V42H164ZM179 41V40H178ZM21 42V43H22ZM150 42H151V39H150ZM155 42H156V40H155ZM159 42V41H158ZM175 43H176V41H174ZM182 42V41H181ZM48 43V42H47ZM52 43V42H51ZM130 44L131 42H127L126 44ZM154 43V42H153ZM168 43V42H167ZM171 43V42H170ZM180 43V42H179ZM178 43V44H179ZM2 43H0V47L1 46H3L4 45V43H3V45H1ZM149 44V43H148ZM177 44V45H178ZM16 45V44H15ZM46 45V44H45ZM118 45V46H117ZM144 45V44H143ZM155 45V44H154ZM156 45H157V43H156ZM163 46H164V44H162ZM169 45V44H168ZM170 45H172V43L170 44ZM181 45V44H180ZM7 46V45H6ZM10 46H11V44H10ZM14 46V45H13ZM43 46V45H42ZM50 46V47H51ZM125 46V47H126ZM151 46H153V45H151ZM162 46V47H163ZM174 46V45H173ZM176 46V45H175ZM8 47H9V45H8ZM7 47V48H8ZM122 47V46H121ZM131 47H132V43H131ZM150 47V46H149ZM157 47V46H156ZM155 47V48H156ZM169 48H170V46H168ZM178 47L179 46H177V48L176 49H178ZM181 47V46H180ZM179 47V48H180ZM182 47H184V46H182ZM182 47H181V50H182ZM5 48V47H4ZM18 48V47H17ZM116 48H118L117 50H116ZM124 48V47H123ZM151 48V47H150ZM149 48V49H150ZM166 48V47H165ZM6 49V48H5ZM15 49V48H14ZM126 49V48H125ZM158 49H160V48H158ZM157 49V50H158ZM167 49V48H166ZM171 50H173V52L175 51L174 49H175V47H174V49H172V48H170ZM3 49H1L0 50V63H3L2 65L4 66V68H5V73H6V75H8V76H11L12 78H15V80L17 79L20 83H21V85L24 83V79H25V77H24V74H21V73H19L15 68L16 67H14L13 65H12V61L10 60V58L8 57V55H5L4 54V52L2 51ZM16 50V52H17V49H15ZM123 50V49H122ZM121 50V51H122ZM127 50V49H126ZM129 50H128V52H129ZM154 50V49H153ZM156 50V49H155ZM169 50V49H168ZM179 51V50H177V51H179V53H178V55L176 54L177 52H175V53H173L174 55H172L173 57L175 56V55H177V57H180L181 55H180V52L181 53H183L182 51ZM186 50V49H185ZM5 51V50H4ZM130 51V52H131ZM152 51V50H151ZM163 52V54H161V51L159 50V52H158V54H160L159 55V58H164L165 56V54L166 53H168V51L164 54V50H162ZM20 52V51H19ZM124 52V51H123ZM125 52H127V51H125ZM150 52V53H149ZM154 52H156V51H154ZM10 53V52H9ZM120 53V52H119ZM132 53V52H131ZM142 53V54H141ZM153 53V54H152ZM11 54V53H10ZM13 54H14V52H13ZM18 54V53H17ZM120 54H122V55H124V53H120ZM127 54V53H126ZM125 54V55H126ZM152 54V55H151ZM170 54H171V52H170ZM170 54L168 53V54H166V55H169L168 57H166L165 59H167V58H170ZM184 54V53H183ZM115 55V56H116ZM128 55V54H127ZM132 55V54H131ZM14 56V55H13ZM16 56V55H15ZM150 56H148V59H149V57ZM158 56V55H157ZM161 56V57H160ZM164 56V57H163ZM172 56H171V58H172ZM17 57V56H16ZM101 57V59L102 60H98L99 58ZM110 57V56H109ZM118 57V55L115 57V59ZM123 57V56H122ZM15 58V57H14ZM18 58V57H17ZM120 59H121V56L119 57ZM118 58V59H119ZM151 58V57H150ZM153 58V57H152ZM158 58V57H157ZM157 58H155V59H157ZM158 58V59H159ZM161 58V59H162ZM176 58V57H175ZM182 58H183V55H182ZM13 59V58H12ZM108 59V58H107ZM106 59V60H107ZM111 59V58H110ZM134 59V60H133ZM154 59V58H153ZM165 59H163L164 61H166ZM178 59V58H177ZM176 59V60H177ZM208 59V60H207ZM17 60V59H16ZM21 60V59H20ZM59 60V61H58ZM109 60V59H108ZM125 60V59H124ZM128 60V59H127ZM171 60V59H170ZM173 60V59H172ZM180 60V59H179ZM183 60V59H182ZM24 61V62H25ZM110 61V63H111V60H109ZM145 61H148V60H145ZM151 61V60H150ZM150 61H148V64L150 63ZM158 61V60H157ZM160 61V60H159ZM158 61V62H159ZM164 61H162L161 60V62L162 63H164ZM178 61V60H177ZM184 61V60H183ZM156 62V61H155ZM167 62V64L169 65V63H171L172 64V62H174V60L173 61H166ZM165 62V63H166ZM169 62V63H168ZM176 62V61H175ZM180 62V61H179ZM219 62V61H218ZM16 63H18V62H16ZM23 63V62H22ZM22 63H21V65H22ZM109 62L107 61V64H108ZM116 63V64H117ZM131 63V62H130ZM153 63V62H152ZM164 63V64H165ZM220 63V62H219ZM28 64V63H27ZM157 64V63H156ZM156 64H154L152 67L153 68H159L158 67V64L159 65H161L160 63H158L157 65ZM174 64V63H173ZM176 64V63H175ZM178 64V63H177ZM176 64V65H177ZM1 65V66H2ZM14 65H15V63H14ZM24 65V64H23ZM80 65H84V70H82L83 68L80 66ZM109 65H111V64H109ZM119 65V64H118ZM142 65H144L143 63H142ZM150 65H152V64H150ZM156 65V66H155ZM163 65V64H162ZM161 65V66H162ZM181 65V62H180V64H179V66ZM220 65V64H219ZM20 66V65H19ZM19 66L17 67V68H19ZM25 66V65H24ZM115 66H117V65H115ZM149 66V65H148ZM160 66V67H161ZM164 66H166V64L164 65ZM183 66V65H182ZM209 66H210V64H209ZM26 67H27V65H26ZM29 67V66H28ZM27 67V68H28ZM66 67V68H65ZM119 67V66H118ZM117 67V68H118ZM146 66H144V68H145ZM151 67V66H150ZM163 67V66H162ZM161 67V68H162ZM168 67V66H167ZM167 67H166V70H169V69H167ZM58 68H60V67H58ZM69 68V69H68ZM153 68H151V70L153 71ZM155 68V69H156ZM165 68V67H164ZM170 68V67H169ZM172 68V67H171ZM182 68V67H181ZM3 69V68H2ZM36 69V70H37ZM50 69V68H49ZM51 69V70H52ZM141 69H142V67H141ZM146 70L148 69L147 67L145 68ZM185 69V68H184ZM1 70V69H0ZM21 70V69H20ZM24 70H26L25 68L23 69V71ZM116 70V71H115ZM150 70V71H151ZM159 70V69H158ZM161 70H163V68L161 69ZM161 70H160V72H161ZM171 70V69H170ZM22 71V70H21ZM20 71V72H21ZM28 71H29V69H28ZM28 71H26V73L28 72ZM30 71H31V69H30ZM38 71V73L39 74H41L40 72ZM56 71V70H55ZM61 71V70H60ZM65 71V70H64ZM70 71V72H71ZM142 71H143V69H142ZM148 71V70H147ZM151 71V72H152ZM155 71V70H154ZM174 71V70H173ZM173 71H172V73H173ZM203 71H202V73H203ZM210 71V70H209ZM212 71V70H211ZM231 71L234 73V74H237L236 76L234 75V76H232V74H231ZM35 72V71H34ZM48 72V71H47ZM46 72V75L48 74ZM57 72V71H56ZM100 72H98V73H100ZM150 72V73H151ZM188 72V71H187ZM4 73V72H3ZM24 73H25V71H24ZM43 73V72H42ZM45 73V72H44ZM58 73H60V72H58ZM72 73V72H71ZM154 73H157V71L156 72H154ZM162 73H165L164 71L162 72ZM179 73V72H178ZM177 73V75H181V74H178ZM213 73V72H212ZM212 73H207V74H211V75H213ZM65 74H66V76H65ZM69 73H64V77H67V75H68ZM174 74H175V71H174ZM187 74V73H186ZM206 74V75H207ZM1 75H3V74H1ZM27 75V74H26ZM31 75V74H30ZM45 75V76H46ZM98 75V74H97ZM100 75H103V76H105V74H100ZM171 74L169 73V76H170ZM183 75H184V73H183ZM203 75V74H202ZM215 75V74H214ZM214 75L211 77V78H213L214 77ZM28 76V75H27ZM27 76H26V78H27ZM44 76V77H45ZM92 76V75H91ZM95 76V75H94ZM165 76V75H164ZM184 76H187V75H184ZM216 76V75H215ZM1 77V76H0ZM31 77V76H30ZM29 77V78H30ZM42 77V76H41ZM87 77V76H86ZM85 77V78H86ZM107 77V78H108ZM109 77V78H110ZM166 77V76H165ZM203 77H204V75H203ZM207 77V76H206ZM11 78V79H12ZM92 78V77H91ZM95 78V77H94ZM94 78H92L93 80H94V84L96 83L95 82V79ZM101 78V77H100ZM103 78V77H102ZM159 78V77H158ZM169 78H171V77H169ZM194 78V77H193ZM192 78V79H193ZM197 78V77H196ZM215 78V77H214ZM8 78H6V80H7ZM60 79H62V78H60ZM99 79V78H98ZM168 79V78H167ZM204 79V78H203ZM206 79V78H205ZM207 79H208V77H207ZM93 80H92V82H93ZM97 80V79H96ZM152 80V79H151ZM154 80V79H153ZM172 80V79H171ZM174 80V79H173ZM211 80V79H210ZM215 80V79H214ZM4 81V80H3ZM9 81V80H8ZM12 81H14V80H12ZM28 81V80H27ZM59 81V80H58ZM90 81V80H89ZM98 81V80H97ZM104 81V80H103ZM103 81H101V82H103ZM106 81V80H105ZM111 81V80H110ZM156 81H157V79H156ZM175 81V80H174ZM203 81V83H204V80H202ZM16 82V81H15ZM29 82V81H28ZM60 82H61V80H60ZM91 82V83H92ZM109 82V81H108ZM108 82H106V83H108ZM152 82V81H151ZM168 83L170 82V81H167ZM166 82V83H167ZM171 82H173V81H171ZM215 82V81H214ZM8 83V82H7ZM31 83V82H30ZM90 83V82H89ZM105 83V82H104ZM157 84H159V82L157 81L156 82ZM166 83L164 82V84L166 85ZM210 83H213V80L210 82ZM216 83H217V81H216ZM18 84V83H17ZM60 84V83H59ZM94 84L92 83V85L94 86ZM98 84V83H97ZM169 84H171V85H173L174 84V82L173 83H169ZM215 84V83H214ZM12 85H14V84H12ZM19 85V84H18ZM20 85V87H22ZM24 85V84H23ZM31 84H29V86H30ZM100 85V84H99ZM155 85V84H154ZM163 85V84H162ZM161 85V86H162ZM184 85L185 86H187L186 88L184 87ZM213 85V84H212ZM28 86V85H27ZM89 86V85H88ZM92 86V87H93ZM97 86V85H96ZM96 86H94V87H96ZM102 86V85H101ZM101 86H99V87H101ZM160 86V85H159ZM158 86V87H159ZM183 86V87H182ZM214 86V85H213ZM217 86V85H216ZM19 87V86H18ZM19 87V88H20ZM23 87H25L26 88V86H23ZM32 87V86H31ZM99 87H97L98 89H99ZM154 87H157V85L156 86H154ZM163 87H164V85H163ZM167 86H165V88H166ZM174 87V86H173ZM238 87L239 88H241L242 89V91H243V96H244V98L243 99H241L240 98V96H238L240 93H237V89H238ZM15 88V87H14ZM30 88V87H29ZM59 88V87H58ZM57 88V89H58ZM114 88H111V89H114ZM162 88V87H161ZM160 88V89H161ZM186 90H185V89ZM22 89V88H21ZM24 89V88H23ZM76 89H78V88H76ZM26 90V92H27V89H25ZM30 90V89H29ZM88 90V89H87ZM90 90H92V89H90ZM93 90H96L95 88L93 89ZM184 90V91H183ZM120 91H122L123 93H121ZM89 92V91H88ZM99 91H97L96 93H98ZM115 92V91H114ZM94 93H95V91H94ZM100 93V92H99ZM101 93H102V91H101ZM100 93V96L102 95ZM185 95V96H184ZM187 95V96H186ZM97 96H99V95H97ZM122 96V95H121ZM221 96V97H222ZM126 98V97H125ZM121 99H123L124 100V97L123 98H121ZM129 99V98H128ZM127 99V100H128ZM131 100V99H130ZM225 100V101H226ZM126 101V100H125ZM124 102V101H123ZM122 102V103H123ZM130 102V101H129ZM137 102V103H136ZM126 103H127V101H126ZM125 103V104H126ZM137 105H136V104ZM145 103V104H146ZM223 103V102H222ZM129 104H131V105H129ZM124 105V104H123ZM152 105V104H151ZM196 105V106H197ZM221 105V104H220ZM223 105H225L224 103H223ZM239 105H241V103L239 104ZM156 106V105H155ZM227 106V105H226ZM228 106V107H229ZM156 107H160L159 105H157ZM156 107H154L156 110H158V108H156ZM161 107V108H162ZM221 107V106H220ZM238 107V106H237ZM237 107H235V108H237ZM240 107V106H239ZM122 108V107H121ZM153 108V109H154ZM208 108V107H207ZM216 108V109H217ZM234 108V109H235ZM123 109V108H122ZM146 109V108H145ZM163 109L161 110V112L163 111ZM196 108H195V110H197ZM233 109V110H234ZM149 110H151V108L149 109ZM160 110H158L159 112H160ZM192 110V112H190V114H179V115H174V114H177L178 112H181V113H184L185 111H191ZM204 110V109H203ZM208 110V109H207ZM229 110V109H228ZM232 110V109H231ZM239 110H241V109H239ZM238 109L235 111L237 114H241L240 113V111H239ZM152 111V110H151ZM153 111H155V110H153ZM157 111V112H158ZM201 111V110H200ZM199 111V112H200ZM212 111V110H211ZM214 111V110H213ZM219 111H221V109L219 110ZM112 112V111H111ZM123 112V113H124ZM156 112V111H155ZM154 112V113H155ZM156 112V113H157ZM160 112V113H161ZM202 112V111H201ZM201 112H200V114H201ZM204 112H206V111H204ZM203 112V113H204ZM216 112V111H215ZM244 112V111H243ZM110 113V112H109ZM122 113V112H121ZM122 113V114H123ZM147 113V112H146ZM145 113V114H146ZM153 113V112H152ZM153 113V114H154ZM165 113H167V112H165ZM202 113V114H203ZM214 113V112H213ZM221 113V115H223V111H221V112H216V114H217V116L216 117H218V114H220ZM232 113H233V111H232ZM159 113H157V115H158ZM162 114H164V113H162ZM198 115H199V113H197ZM202 114H201V116H202ZM206 114H208V112H206ZM215 114V115H216ZM246 114V113H245ZM149 115V114H148ZM148 115H146V116H148ZM156 115V114H155ZM156 115V116H157ZM194 116H195V114H193ZM214 115V114H213ZM214 115V116H215ZM220 115V116H221ZM226 115V114H225ZM249 115V114H248ZM247 115V116H248ZM125 115L123 114V117H124ZM151 116V115H150ZM156 116H151L152 117V119H155L156 118ZM158 116H160V115H158ZM163 116V115H162ZM206 116V115H205ZM237 116V115H236ZM241 116V115H240ZM251 115H249V117H250ZM115 117V116H114ZM113 117V118H114ZM118 116H116V118H117ZM136 117H138V116H136ZM197 117V116H196ZM200 117V116H199ZM198 117V118H199ZM203 117V116H202ZM206 117H208V116H206ZM215 117V118H216ZM222 117V116H221ZM224 118H222L220 121H221V123L219 124V125H223V123L222 122H227L228 120H229V118H230V115H229V117H228V115L227 116H223ZM233 117L235 118V116L233 115ZM126 118V117H125ZM127 118V119H128ZM138 118H140V117H138ZM142 118V117H141ZM149 118V117H148ZM233 118V119H234ZM238 118H239V116H238ZM242 118V117H241ZM244 118V117H243ZM118 119H119V117H118ZM143 120H144V118H142ZM141 119V120H142ZM151 119V118H150ZM149 119V120H150ZM192 119H194V118H192ZM204 119H207V118H204ZM203 118H202V120H204ZM209 119V118H208ZM207 119V120H208ZM218 120H219V118H217ZM232 119V118H231ZM230 119V123H232L233 121ZM110 120V119H109ZM108 120V121H109ZM111 120H113V119H111ZM129 120V119H128ZM134 120V119H133ZM133 120H132V123H133ZM142 120V121H143ZM157 121H159L158 119H156ZM161 120H162V118H161ZM170 120V121H169ZM187 120V119H186ZM186 120L184 119V121L186 122ZM190 120V119H189ZM235 120V119H234ZM247 120V119H246ZM114 121V120H113ZM119 121V120H118ZM184 121L182 122V124L184 123ZM219 121V122H220ZM232 121V122H231ZM240 122H241V120H239ZM248 121V120H247ZM110 122V121H109ZM134 122H135V120H134ZM136 122H137V120H136ZM153 122H154V120H153ZM167 122V121H166ZM165 122V123H166ZM187 122H188V120H187ZM194 122H196L195 120H194ZM209 122H210V120H209ZM214 122H215V120H214ZM242 122H243V120H242ZM245 122V121H244ZM251 123H252V121H250ZM113 123V122H112ZM138 123H139V120H138ZM147 123V122H146ZM159 123V122H158ZM167 123V124H168ZM189 124H190V121L188 122ZM203 123H205V120H204V122ZM216 123V122H215ZM248 122H246V123H244L245 125L247 124ZM114 124V123H113ZM135 124V123H134ZM149 124V123H148ZM147 124V125H148ZM162 124H163V122H162ZM162 124H161V126H162ZM181 124V125H182ZM184 124H186L187 125V123H184ZM193 124V123H192ZM201 124V123H200ZM208 124V123H207ZM207 124L205 125V126H207ZM209 124H211V123H209ZM237 124V125H236ZM235 125L238 127L239 126V124L241 125V127L242 128H244V124H241V123H238V121H237V123H236ZM116 125V124H115ZM138 125V124H137ZM140 125H141V123H140ZM139 125V126H140ZM154 125H156V124H154ZM160 125V124H159ZM180 125V126H181ZM185 125V126H186ZM194 125V124H193ZM196 125H197V123H196ZM199 125V124H198ZM217 125V124H216ZM234 125V124H233ZM235 125H234V129H235ZM30 126V125H29ZM124 126V125H123ZM130 126V125H129ZM132 126V125H131ZM130 126V127H131ZM139 126H138V128H139ZM169 126V125H168ZM184 126V125H183ZM182 126V127H183ZM187 126H189V125H187ZM204 126V125H203ZM209 126V125H208ZM211 126V125H210ZM115 128H116V126H114ZM118 128L120 127L119 125L117 126ZM133 127V126H132ZM153 127V126H152ZM151 127V128H152ZM166 127V126H165ZM175 127V126H174ZM190 127V126H189ZM188 127V128H189ZM194 127V126H193ZM192 127V128H193ZM202 127V126H201ZM220 127V126H219ZM228 127V126H227ZM229 127H232V126H229ZM236 127V128H237ZM241 127H240V129H241ZM111 128V127H110ZM109 128V129H110ZM129 128V127H128ZM137 128V127H136ZM135 128V129H136ZM163 128V130L164 129H166V128H164V127H162ZM168 128V127H167ZM191 128V127H190ZM190 128H189V130H190ZM239 128V127H238ZM248 128H249V126H248ZM108 129V130H109ZM123 129L125 130L126 128H124L123 127ZM154 129V128H153ZM181 129V128H180ZM196 129V128H195ZM201 129V128H200ZM206 129V128H205ZM204 129V130H205ZM213 129L215 130V128L213 127ZM239 129V130H240ZM250 129V128H249ZM249 129H246V132H247V130H249ZM148 130V129H147ZM162 130V129H161ZM169 130H171V129H168V132H169ZM176 130H177V128H176ZM176 130H175V132H176ZM188 130V129H187ZM193 130V129H192ZM203 130V129H202ZM202 130H201V132H202ZM236 130V129H235ZM238 130V129H237ZM236 130V131H237ZM238 130V131H239ZM242 130V129H241ZM128 131H130V128L128 129ZM165 131V130H164ZM163 131V132H164ZM172 131V130H171ZM183 131V130H182ZM181 131V132H182ZM207 131V130H206ZM218 131H219V129H218ZM225 131V130H224ZM109 132V131H108ZM112 132V131H111ZM127 132V131H126ZM185 132V131H184ZM200 132V133H201ZM220 132V131H219ZM218 132V134H220ZM229 132H231V130H229L227 133L225 132V133H223L224 135L225 134H228ZM105 133V132H104ZM107 133V132H106ZM130 133V132H129ZM133 133V132H132ZM137 133V132H136ZM153 133V132H152ZM191 133H194V130L191 132ZM191 133H189V134H191ZM205 133V131L203 132V134ZM207 133V132H206ZM233 134H234V131L232 132ZM232 133H231V135H232ZM108 134V133H107ZM110 134V133H109ZM114 135H115V133H113ZM113 134H111L112 136H113ZM141 134V133H140ZM158 134H161V133H158ZM170 134V133H169ZM179 134H180V132H179ZM185 134V133H184ZM195 134H196V132H195ZM207 134H209V133H207ZM206 134V135H207ZM230 134V133H229ZM252 134V133H251ZM250 134V135H251ZM253 134H254V132H253ZM116 135H119V134H116ZM134 135V134H133ZM132 134H131V138H132V136H133ZM137 134H135V136H136ZM138 135H139V133H138ZM164 136H165V134H163ZM163 135H162V138H163ZM205 135V134H204ZM240 134H238V136H239ZM242 135H243V133H242ZM241 135V136H242ZM121 136H122V134H121ZM128 136H130L129 134H128ZM157 136V135H156ZM159 136V138L161 137V135H158ZM167 136H169V135H167ZM187 136H189V135H187ZM199 136V135H198ZM238 136H236V137H238ZM107 137V136H106ZM116 137V136H115ZM124 137V136H123ZM122 137V138H123ZM126 137H127V134H126ZM125 137V138H126ZM142 137V135L140 136V138ZM144 137V136H143ZM183 137H184V135H183ZM200 137V136H199ZM198 137V138H199ZM204 137V136H203ZM229 137V136H228ZM234 138L235 140L237 139V138ZM243 137H244V135H243ZM250 137V136H249ZM109 138V137H108ZM133 138H135V137H133ZM132 138V139H133ZM161 138V139H162ZM176 138V137H175ZM197 138V139H198ZM202 138V137H201ZM205 138V137H204ZM207 138V137H206ZM232 138V139H233ZM241 138V137H240ZM240 138H238L239 140L238 141H240ZM251 138V137H250ZM263 138V137H262ZM262 138H260V136H259V139H262ZM110 139V138H109ZM113 139H114V137H113ZM118 139V138H117ZM128 139H130L129 137H128ZM127 139V140H128ZM142 139V138H141ZM154 139V138H153ZM186 139H187V137H186ZM189 139H191V137L189 138L188 137V140ZM194 139V138H193ZM192 139V140H193ZM232 139H231V141H232ZM246 139V137H244V140ZM119 140V139H118ZM124 140V139H123ZM126 140V139H125ZM135 140H138V139H134V141ZM143 140V139H142ZM145 140V139H144ZM147 140H149V139H147ZM155 140V139H154ZM160 140V139H159ZM165 140H166V142H164V144H163V146H166V148H167V146L169 147L168 149H170V152H168V151H166V149L164 148V147H162L163 149H165V151H163V153H160V156H162L163 157V159H161V160H164V159H166L167 161L164 163V164H166V165H164V164H160L159 165V167H161V168H159V170L162 172V177H164L165 178V181L163 180V182L162 181H160V180H158L159 181V183L157 184V186H158V188L156 189V190H154V193L151 191V190H153V189H150L149 188V184H148V181L146 182L145 181V179L144 180H142L143 178H141L140 177V179L141 180H138V179H136L137 180V182L138 181H140L139 182V185H138V188H137V192L138 193H140V195H142V196H144V201H145V203H147L148 201H151V204H152V200H154L155 202V204H157L156 205V207H155V213H154V215H152V216H157L156 217V225H157V227L156 228H159V229H161V230H163V229H165V228H167V226H169V227H173V223H175L174 224V226L176 225V220H171V217H169L170 215H169V213H168V211L169 210H167V207H164V205H165V203L164 202H162V203H164V205L162 204H160L158 201H160V200H162L163 199V201H164V199H166V201L168 200L167 198V196H169V197H171V196H174L175 195V193H177V192H181V191H183V190H188V191H191L190 190V188H191V186H193L194 185V183H196V182H199V181H201L202 182V180L205 178V176L207 175V173L208 172H213V173H211V178H210V180H211V185H210V188L208 189V190H210L209 192H208V194L207 193H205L204 195H201V194H203V193H198L197 195H195L197 192L196 191H194V193L195 194H192L193 196L195 195L196 196V198L198 199L197 201L198 202H194V203H192V204H190V202L189 201H187V203L189 202V204L188 205H186V203L184 204V206L182 205V211H184V212H186L187 213V215H188V217L189 218H187L186 219V221H181V219H179L180 221H178L179 222V224H177V226H179L178 227V229H180V230H183V233L184 234H186V241L189 243V244H193V245H196V246H198L200 249H201V247H203V252L204 253H202V254H205V256H206V252L208 253V254H210V251H211V246H210V244L212 243V242H210L209 243V239H207V237H205V234H201V230L203 229V228H201V227H198L199 226V224L201 223V225H202V223L203 222H206V221H209L210 223H212L211 225H213V227L214 228H212L213 230H215V231H217V229H215V228H218V227H223V230L225 231V233L227 232V235H225V237H226V240H222L221 241V244L220 243H218V245H219V247H217V248H215V250H219L220 252H221V254L223 253V255L226 257V259L227 258H229V259H231V258H233L235 255H237V260L234 262V259H233V262L235 263V264H244V261L242 260L243 259V257L240 255V256H238V254L241 252L242 253V255L243 254H248L249 253V249H252V251H253V247L254 246H252V244L253 243H260V244H262L263 245V248H264V212H263V208H262V212L261 213H259V211H258V213H256L255 214V212H253V211H251V210H249L250 212H247V214H246V216H248L247 218L249 219V223L248 224H246V220H245V224L243 225V223L242 224H239L238 223V221H239V219H241L240 217L242 216V214L241 213H235V214H224V211H225V209H226V206H232L234 203H236V201L238 202V200H236L235 201V194L237 195V192H235V193H233L235 190L237 191V187L239 186L238 185V183H239V180L241 179V177H242V175H243V173H245V172H241L240 171V169L239 170H237L236 168H238V166L239 165H241L240 163H239V165H238V163L237 164H234L235 166L236 165H238L237 167H234V168H231L232 166H231V164H233V163H236L238 160H242V159H244V162H241V163H245V165L244 164H242V166H245V168L246 167H250L251 165H253V159H254V163H255V161L258 163V161L257 160H255V158L254 157H252V153L251 152H249V151H247L246 150V148H244V146H236V144L237 145H239L240 144V142H239V144H238V142H237V140L235 141L234 140V143L235 142H237L235 145L234 144H231L232 146H230V148H231V151H232V155L228 158L227 157V159H225V157L223 158H221V159H219V158H216V159H211V157H210V159H208L207 157L206 158H202V161H200V162H202V163H200L202 166H203V170L202 171H200L199 169H194V170H196V171H198L197 173H194V172H196V171H191L192 173H191V175H187V177L184 175V173L185 172H181V171H183V169L180 171V169L179 168H177L176 169V166H178V164L175 166V165H171V163H172V160L175 158L174 156H176V155H174L173 157H172V155L173 154H177L178 153V151H180L179 149H177L178 147H180V144L179 143H181V144H183V143H185L184 141V138H183V142H176V140L174 139V140H172V138L171 139H168L167 137L165 138ZM192 140H190V141H187L188 143V145L190 144L189 142H191ZM199 140H201L200 138H199ZM112 141V140H111ZM110 141V143L111 144H113V142H111ZM114 141V140H113ZM141 140H139V141H137V142H140ZM150 141V140H149ZM163 141V140H162ZM161 141V142H162ZM180 141H182V140H180ZM204 141H206V140H204ZM221 141V140H220ZM220 141H214L215 143V145L218 143V142H220ZM224 142H226L227 141V139H224L223 140ZM223 141L221 142L222 144H225V143H223ZM228 141H229V143H232L231 141H230V138H228ZM41 142V141H40ZM107 142V141H106ZM118 142V141H117ZM128 142H130V141H128ZM133 142V141H132ZM148 142V141H147ZM152 142V141H151ZM153 142H155V141H153ZM157 142V141H156ZM156 142H155V144H156ZM160 142V141H159ZM192 142H193V144H192ZM191 142V145H196V146H198L197 145V143L198 142H196L195 141V143H194V141H192ZM200 142V141H199ZM207 142H209L210 143V141H208L207 140ZM207 142H205V144L207 145L208 143ZM212 142V141H211ZM242 142H244V141H242ZM108 143V142H107ZM149 143V142H148ZM148 143H146V142H144L143 143V141L142 142H140V144H139V146L140 147H134L135 145L134 144H132V147H134V148H136L135 150H136V152L138 151V149H140V152L142 153V158L144 159V155L145 156H147V159L149 160V162H151L152 161V159L150 160L149 158H150V156H151V154L152 155H155V154H153V152H152V147H150V145L151 146H153L152 145V143L149 145ZM163 143V142H162ZM162 143H158V144H162ZM227 143V142H226ZM41 144H42V142H41ZM100 144H102V142H100ZM105 144V146L107 145L106 143H104ZM103 144V145H104ZM125 143H123V145H124ZM127 144V143H126ZM135 144H136V142H135ZM154 144V145H155ZM186 143H185V145H184V147H185V149H187L188 150V148L190 147H188V145H187ZM199 144V143H198ZM200 144H201V146H204L205 147V144L204 145H202V142H200ZM199 144V145H200ZM211 144V143H210ZM212 144H213V142H212ZM213 144V146H215ZM242 144V143H241ZM247 144V143H246ZM110 145V144H109ZM117 145V144H116ZM128 145V144H127ZM129 145H130V143H129ZM137 145V144H136ZM187 145V146H186ZM244 145H245V143H244ZM111 146V145H110ZM109 146V147H110ZM118 146V145H117ZM196 146L193 148V150H195V148H196ZM199 147V149H203L202 147ZM208 146V145H207ZM227 146V145H226ZM225 146V147H226ZM247 147H248V144L246 145ZM249 146H251V144L249 145ZM108 147V145H107V149L109 148ZM113 147H114V145H113ZM113 147H110L108 150H111V149H113ZM154 147V146H153ZM186 147H188V148H186ZM210 147H212V145L210 146ZM217 147H219L220 148V145L218 146L217 145ZM222 147V146H221ZM46 147L45 146H41V149L42 150H44ZM115 148H116V146H115ZM114 148V149H115ZM157 148V147H156ZM207 148V147H206ZM218 148V149H219ZM228 148L229 147H227V150H228ZM183 149V148H182ZM199 149H196V150H199ZM209 151L210 150H213V147L212 148H207ZM222 149H224V148H222ZM226 149V148H225ZM248 149V148H247ZM250 149V148H249ZM248 149V150H249ZM130 150H132V149H129V148H127V146L125 145V146H123V147H121L120 148V151L122 152L121 154H123V157L125 158V156L127 155L128 156V154L130 153ZM158 150H160V149H158ZM162 150V149H161ZM160 150V151H161ZM189 150H191L192 151V146H191V149H189ZM217 150V149H216ZM221 150V149H220ZM251 150V149H250ZM115 151H116V149H115ZM133 151V150H132ZM131 151V152H132ZM203 151V150H202ZM204 151L205 152H207L206 151V149H204ZM219 151V150H218ZM223 151V150H222ZM114 152V151H113ZM118 152V151H117ZM139 152V151H138ZM201 152V151H200ZM228 152V151H227ZM247 152H249L248 154H246ZM183 153H185V152H183ZM187 153V152H186ZM190 153V152H189ZM225 153V152H224ZM223 153V154H224ZM231 153V152H230ZM116 154V153H115ZM114 154V156H116ZM133 154V153H132ZM140 154V153H139ZM157 154H159V153H157ZM180 154V153H179ZM182 154V153H181ZM202 154V153H201ZM213 154H214V152H213ZM133 155H135V154H133ZM138 155V154H137ZM137 155H136V158H137ZM178 155V154H177ZM184 155V154H183ZM190 156H191V154H189ZM200 155V154H199ZM209 155H210V153H209ZM216 155V154H215ZM226 155V154H225ZM184 156H186V155H184ZM219 156V155H218ZM122 157V156H121ZM120 158V159H122V160H118L119 162H121V161H123V159L124 158ZM131 157H132V155H131ZM139 157V156H138ZM141 157H139V158H141ZM149 157V158H148ZM159 157V156H158ZM157 157V158H158ZM178 157H180V156H178ZM183 157V156H182ZM192 158L194 157V156H191ZM213 157H214V155H213ZM83 158V160L85 161V163L84 164H81L82 165V167H85L86 168V170L88 171H90V169H92V170H94V169H97V168H99V166L101 167V164H99L100 162H98V161H93V159L95 158V157H90L89 155H85V156H83L82 157ZM127 158H129V157H127ZM152 158V157H151ZM155 157H153V159H154ZM177 158V157H176ZM184 158V157H183ZM182 158V159H183ZM188 158V157H187ZM257 158V157H256ZM114 159V158H113ZM134 159V158H133ZM160 159V158H159ZM180 159H181V157H180ZM194 159V158H193ZM198 159V158H197ZM197 159H196V161H197ZM225 159V160H224ZM259 159V158H258ZM263 159V158H262ZM95 160V159H94ZM97 160V159H96ZM108 160H110V159H107L106 161H108ZM126 160H128V159H126ZM126 160H125V162H126ZM175 160V159H174ZM177 160V159H176ZM175 160V161H176ZM185 160V162H186V160L187 159H183V161ZM190 160V159H189ZM93 161V162H92ZM117 161V162H118ZM155 161V163H156V160H154ZM159 160H157V162H158ZM175 161H173V162H175ZM243 161V160H242ZM263 161V160H262ZM111 162V161H110ZM112 162H113V160H112ZM111 162V163H112ZM124 162V161H123ZM128 162H130V160H128ZM132 162V161H131ZM146 162H148V161H146ZM145 162V163H146ZM148 162V163H149ZM171 162V163H170ZM110 163V164H111ZM152 163V162H151ZM151 163H149V164H151ZM180 163H181V160H180ZM184 163V162H183ZM198 163V162H197ZM197 163H196V165H197ZM106 164H108V162L106 163ZM124 165L125 163H122L121 162V165ZM129 164V163H128ZM132 164V163H131ZM130 164V165H131ZM147 164V163H146ZM153 164V163H152ZM173 164V163H172ZM199 164V165H200ZM263 166H264V161H263ZM111 165H113V164H111ZM118 165V164H117ZM182 165H185V164H182ZM261 166V163H259L257 166ZM19 166H22V164H17V163H1L0 164V170H5L7 173H9V172H12V171H14L15 169H17ZM115 166H116V164H115ZM133 167H134V165H132ZM131 166V167H132ZM219 166H221V169H220V171H215V169L217 168V167H219ZM111 168H112V166H110ZM153 167V166H152ZM186 167V166H185ZM197 167H198V165H197ZM106 168H109V167H106ZM122 167H120L119 165L116 167V168H112L110 171H114V172H121V169ZM135 168V167H134ZM181 168V167H180ZM200 168V167H199ZM244 168V167H243ZM254 168V167H253ZM253 168L251 167V172L253 171ZM123 170H124V168H122ZM131 169V168H130ZM129 169V170H130ZM149 169H151V168H149ZM153 169V168H152ZM155 169V168H154ZM201 169V168H200ZM257 169V168H256ZM261 169V168H260ZM91 170V171H92ZM98 170V169H97ZM107 170V169H106ZM108 170V171H109ZM127 170H128V168H127ZM243 170V169H242ZM246 170V169H245ZM244 170V171H245ZM255 170V169H254ZM262 170V169H261ZM90 171V172H91ZM109 171V172H110ZM131 171V170H130ZM137 171V170H136ZM144 171H146V170H144ZM159 171V172H160ZM255 171H257V170H255ZM258 171H259V169H258ZM93 172V171H92ZM108 172V173H109ZM132 172V171H131ZM137 172H139V171H137ZM153 171H151L150 173H152ZM188 172H189V174H190V170H188ZM250 172V173H251ZM262 171H260V173H261ZM264 172V171H263ZM133 173V172H132ZM135 174H136V172H134ZM140 173V172H139ZM139 173H138V175H139ZM142 173V172H141ZM249 172L247 171V173L246 174H248ZM252 173H254V172H252ZM249 174V175H254V174ZM257 173V172H256ZM10 174H12V173H10ZM119 175H117L118 177L121 175L120 173H118ZM143 174V173H142ZM185 176H183V175ZM187 174V173H186ZM245 174V175H246ZM146 175H148V174H146ZM157 175V174H156ZM262 175V174H261ZM108 175H106V176H104V179H105V177H107ZM124 176H126V172L124 171ZM143 176V175H142ZM94 177H96V174H95V176ZM93 177V178H94ZM99 177V176H98ZM133 177V176H132ZM135 177V176H134ZM161 177V176H160ZM251 177H253V176H251ZM254 177H256V176H254ZM97 178V177H96ZM100 178V177H99ZM122 178V177H121ZM125 178V177H124ZM139 178V177H138ZM146 178V177H145ZM151 178V177H150ZM158 178H159V176H158ZM248 178H249V176H248ZM248 178H247V175H246V179H247V181H248ZM261 178V177H260ZM98 179V178H97ZM128 179V178H127ZM149 179V178H148ZM153 179V178H152ZM160 179V178H159ZM243 179V178H242ZM245 179V178H244ZM249 179H251V178H249ZM253 179V178H252ZM106 180H107V178H106ZM130 180V179H129ZM135 180V179H134ZM134 180H132L131 182H134ZM150 180V179H149ZM258 180H261V179H258ZM263 180V179H262ZM96 182H98V180H95ZM124 181V180H123ZM150 181H154V180H150ZM149 181V182H150ZM255 181V180H254ZM136 182V181H135ZM136 182V183H137ZM156 182V181H155ZM166 184H165V183ZM243 182H245L244 180H243ZM256 182V181H255ZM259 182V181H258ZM262 182V181H261ZM134 184V183H133ZM132 184V185H133ZM138 184V183H137ZM202 183H200V185H201ZM248 184V183H247ZM260 184V183H259ZM261 184H263V183H261ZM260 184V185H261ZM119 185V184H118ZM117 185V186H118ZM200 185H198V187L200 188ZM250 185H252V183H250ZM124 186V185H123ZM134 186H136V185H134ZM247 186V185H246ZM263 186V188H264V185H262ZM261 186V187H262ZM97 187V186H96ZM100 187V186H99ZM132 187V186H131ZM131 187H130V189H131ZM137 187V186H136ZM198 187H197V191L198 192H200V189L198 190ZM260 187V188H261ZM102 188H104V187H102ZM101 188V189H102ZM114 188V187H113ZM241 188V187H240ZM239 188V189H240ZM99 189V190H98ZM97 190L98 191H100L101 189L100 188H98ZM108 189V188H107ZM123 189V188H122ZM242 189H244V188H242ZM246 189V188H245ZM262 189V188H261ZM102 190H104V189H102ZM101 190V191H102ZM113 190V189H112ZM129 190V189H128ZM128 190L126 191V192H128ZM194 190H196L195 189V186H194ZM202 190H203V188L201 189V192H202ZM241 190V189H240ZM93 191V190H92ZM101 191H100V193H101ZM114 191H116L115 189H114ZM192 191H193V189H192ZM191 191V192H192ZM203 191H205V190H203ZM207 191V190H206ZM248 191V190H247ZM246 190H245V192H247ZM95 192H96V190H95ZM95 192H94V194H95ZM104 193H105V191H103ZM102 192V193H103ZM108 192H109V190H108ZM132 192V191H131ZM185 192H187V191H185ZM243 192V191H242ZM245 192H243V193H245ZM92 193V192H91ZM97 193V192H96ZM113 193V192H112ZM135 193V192H134ZM133 193V194H134ZM174 193V195H170V194H173ZM99 193H97L96 195H98ZM119 194V196L116 198L117 199V202L119 203V201L120 200H123V199H121V196H120V193H118ZM125 194V193H124ZM179 194V193H178ZM181 194V193H180ZM239 194V193H238ZM99 195H101V194H99ZM105 195H106V193H105ZM131 195V194H130ZM185 195V194H184ZM188 195V197L187 196H185V197H187L186 199H188V198H190L189 197V194H187ZM244 195V194H243ZM117 196V195H116ZM115 196V197H116ZM135 196H136V194H135ZM176 196V195H175ZM175 196H174V200H175ZM200 196V197H199ZM247 196V195H246ZM112 197H113V195H112ZM123 197V196H122ZM131 198H133L134 196H130ZM129 196L127 197V198H130ZM180 197V195L178 196V198ZM185 197L183 198V196H182V198L185 200ZM237 197H238V195H237ZM126 198V199H127ZM134 198H137V197H134ZM133 198V200H135ZM140 197H138V199H139ZM176 198H177V196H176ZM126 199H124V200H126ZM157 199V200H156ZM237 199V198H236ZM114 200V199H113ZM123 200V201H124ZM129 200H131V203L133 202V200L132 199H129ZM169 200H171L170 198H169ZM174 200H173V202H174ZM176 200H179V199H176ZM183 200V201H184ZM196 199L194 198V201H195ZM115 201V200H114ZM126 201H128V199L126 200ZM122 202V201H121ZM129 202V201H128ZM127 202V203H128ZM135 202H136V200H135ZM139 202H140V204H141V200H138V206H139ZM170 202V201H169ZM173 202H172V204H173ZM241 202V201H240ZM123 203V202H122ZM130 203V202H129ZM144 203V204H145ZM179 203V202H178ZM239 203V202H238ZM238 203H236V204H238ZM68 204V203H67ZM114 204H115V202H114ZM207 205V207H205V206H200V205ZM239 204H241V203H239ZM69 205V204H68ZM123 205V207H124V204H122ZM131 205V204H130ZM133 205V204H132ZM154 205V204H153ZM153 205H151L152 207L151 208H153L154 209V207H153ZM167 205V204H166ZM169 205V204H168ZM176 205H177V203H176ZM175 205V207H177ZM186 205V206H185ZM243 205V204H242ZM99 206V205H98ZM98 206L97 207H95L96 209L98 208ZM137 205H135V206H133V207H136ZM155 206V205H154ZM241 206V205H240ZM239 206V207H240ZM41 207V206H40ZM115 207V206H114ZM129 207H131V206H128V208ZM147 207H149L150 208V206L149 205H140L139 206V210H135L136 212L138 211V213L140 214V215H143L144 213H146L147 212ZM171 207V206H170ZM179 207V206H178ZM238 207V206H237ZM82 208V207H81ZM116 208H119L117 205H116ZM124 208H126V206L124 207ZM128 208H126V210H129ZM138 208V207H137ZM147 208V209H146ZM44 209V208H43ZM84 209H85V207H84ZM108 209V208H107ZM179 209V208H178ZM112 210H114V209H112ZM122 210V209H121ZM125 210V209H124ZM124 210H122L123 212H124ZM46 211V210H45ZM109 211H111L110 210V208H109ZM117 211V210H116ZM150 211V210H149ZM148 211V212H149ZM244 211V210H243ZM242 211V212H243ZM93 212V211H92ZM95 212V211H94ZM93 212V213H94ZM112 212V211H111ZM111 212H109V213H111ZM119 212V211H118ZM121 212V211H120ZM122 212V214H124ZM134 212V211H133ZM151 212V211H150ZM152 212H154V211H152ZM177 212V211H176ZM240 212V211H239ZM106 213H108V212H106ZM128 213H131L130 215H128V217H125L124 218V221H125V219H130V220H133V221H135L137 224H138V222L136 221V219H135V216L133 215V213H132V211L131 212H129L128 211ZM135 213V212H134ZM174 213V212H173ZM244 213V212H243ZM88 214V213H87ZM111 214H113V213H111ZM121 214V213H120ZM122 214H121V216H122ZM126 214V213H125ZM170 214H171V212H170ZM180 214V213H179ZM91 215V214H90ZM86 216V215H85ZM99 216V215H98ZM101 216V215H100ZM109 216V215H108ZM115 216V215H114ZM117 216H119V215H117ZM123 216H125V215H123ZM137 216H138V214H137ZM148 216V215H147ZM87 217H89V216H87ZM95 218H96V216H94ZM110 217V216H109ZM139 217H141V216H139ZM176 217V216H175ZM94 218V219H95ZM113 218V215H112V217L110 218V219H112ZM155 218V217H154ZM180 218H182V216L180 217ZM183 218H185V217H183ZM246 218V217H245ZM62 219V218H61ZM99 219V218H98ZM138 219V218H137ZM147 219V218H146ZM146 219H144L145 221H146ZM172 221H170V220ZM175 219H177V218H175ZM88 220V219H87ZM116 220V219H115ZM123 220V219H122ZM149 220V219H148ZM154 220V219H153ZM178 220V219H177ZM242 220V219H241ZM240 220V221H241ZM63 221V220H62ZM97 221V220H96ZM127 221V220H126ZM129 221V220H128ZM143 221V220H142ZM145 221H143V222H145ZM152 221V220H151ZM176 221V222H175ZM236 221H237V223H236ZM239 221V222H240ZM105 222V221H104ZM131 222V221H130ZM142 222V223H143ZM208 222V223H209ZM62 223V222H61ZM98 223V222H97ZM101 223V222H100ZM103 223V222H102ZM148 223V222H147ZM62 224H64V222L62 223ZM106 224H107V222H106ZM118 224V223H117ZM128 224H129V222H128ZM133 224V223H132ZM136 224V225H137ZM145 224V223H144ZM99 225H102V224H99ZM105 225V224H104ZM111 225V224H110ZM113 225H115V224H113ZM124 225V224H123ZM134 225V224H133ZM132 225V226H133ZM141 224H139V227H138V229H136L135 230V232H134V234L135 233H137V232H141L142 231V234H144L145 233V235H146V232H145V230H143L142 229V227L140 226ZM149 225V224H148ZM153 225V224H152ZM198 225V226H197ZM204 225H206V223L204 224ZM203 225V226H204ZM240 225H243V227L242 226H240ZM107 226V225H106ZM105 226V227H106ZM118 226V225H117ZM116 226V227H117ZM127 226V225H126ZM131 226V225H130ZM131 226V227H132ZM138 226V225H137ZM144 226H146V225H144ZM151 226V225H150ZM208 226V225H207ZM209 226H210V224H209ZM62 227H63V225H62ZM125 227V226H124ZM135 227V226H134ZM149 227V226H148ZM206 227V226H205ZM65 228V227H64ZM103 228V227H102ZM112 228V227H111ZM127 228V227H126ZM133 228V227H132ZM144 228V227H143ZM147 228V227H146ZM154 228V227H153ZM120 229V228H119ZM118 229V230H119ZM150 229V228H149ZM151 229H152V227H151ZM155 229V228H154ZM168 229V228H167ZM166 229V230H167ZM206 229V228H205ZM205 229H203L204 231H205ZM210 229V228H209ZM220 229V228H219ZM105 230H106V233H107V236L109 237V247L112 249L114 246H116L117 245V243H119L118 241H117V237L116 236H113V232H112V229H110L109 227H107V228H105ZM157 229H155V231H156ZM160 230V231H161ZM169 230V229H168ZM116 231V230H115ZM137 231V232H136ZM143 231H144V233H143ZM150 231V230H149ZM153 231V230H152ZM159 231V230H158ZM219 231V230H218ZM120 232V231H119ZM118 232V233H119ZM121 232H123V231H121ZM120 232V233H121ZM206 232V231H205ZM105 233V234H106ZM116 233V232H115ZM148 233V232H147ZM178 233H180V232H178ZM181 233H182V231H181ZM122 234V233H121ZM124 235H125V232L123 233ZM167 235L168 236V234H166V232L165 231H162V234H161V236H160V239H162V238H166V236L165 235ZM169 234H171V233H169ZM173 234V233H172ZM149 235H151V234H149ZM154 235V234H153ZM158 234H156V236H157ZM163 235V236H162ZM178 235V234H177ZM207 235V234H206ZM123 236V235H122ZM139 237H140V235H138ZM152 236V235H151ZM170 236H172V235H169L168 237H170ZM125 237V236H124ZM153 237V236H152ZM179 237H181V235H179V236H177V239H173V238H175L174 237V235H173V238H172V240H175L177 243H179V242H181V240L179 239ZM123 238V237H122ZM157 238V237H156ZM171 238V237H170ZM183 238V237H182ZM105 239V241H107L106 240V238H104ZM157 239H159V235H158V238ZM123 240V239H122ZM121 240V241H122ZM143 240V239H142ZM183 240V239H182ZM184 240V241H185ZM126 241V240H125ZM134 241H135V239H134ZM138 241V243H136V247H139V244H140V242H141V239H139V240H137ZM146 241V240H145ZM157 241V240H156ZM159 241V240H158ZM185 241V242H186ZM136 242V241H135ZM143 242V241H142ZM141 242V243H142ZM167 242L169 243V240H167ZM183 242V241H182ZM186 242V243H187ZM170 243H173V242H170ZM175 243V242H174ZM187 243V244H188ZM107 244V243H106ZM116 244V245H115ZM181 244V243H180ZM188 244V246L190 247V245ZM108 245V244H107ZM132 245V244H131ZM143 245V244H142ZM142 245H140V247L142 246ZM161 245H163V244H161ZM172 245V244H171ZM182 245V244H181ZM217 245V246H218ZM255 245H257V244H255ZM126 246H127V244H126ZM135 246V244L133 245V246H131V247H134ZM159 246V245H158ZM182 246H184L185 247V245L183 244ZM215 246V245H214ZM234 246V247H233ZM252 246V247H251ZM258 246V245H257ZM108 247V248H109ZM122 247V246H121ZM179 247H181V246H179ZM193 246L191 245V248H192ZM213 247V246H212ZM256 247V246H255ZM254 247V248H255ZM260 247V246H259ZM98 248V247H97ZM110 248L107 250V246H106V249L105 250H107V251H109V252H111L110 251ZM118 248V247H117ZM125 248H127V247H125ZM143 248H145V247H143ZM187 248V247H186ZM185 248V249H186ZM194 248V247H193ZM101 249V248H100ZM99 249V250H100ZM119 249V248H118ZM135 249V248H134ZM141 249H142V247H141ZM140 249V250H141ZM197 249V248H196ZM260 249V248H259ZM258 249V250H259ZM262 249V248H261ZM114 250V249H113ZM139 250V248H138V251H140ZM180 250H184V248L182 249V247H181V249ZM179 250V251H180ZM188 250V248L185 250V251H187ZM239 252H238V251ZM102 251V250H101ZM129 251H130V249H129ZM131 251H133V250H131ZM143 251H144V249H143ZM184 251V252H185ZM194 251V250H193ZM198 251H199V249H198ZM213 251V250H212ZM212 251H211V253H212ZM257 251V250H256ZM263 252H264V250H262ZM261 251V252H262ZM105 252V251H104ZM141 252V251H140ZM145 252V251H144ZM183 251H181V254L183 255V253H182ZM188 252V251H187ZM191 252H192V250H191ZM196 252V251H195ZM195 252H193V253H195ZM200 252V251H199ZM217 252V251H216ZM261 252H259V253H261ZM115 253V252H114ZM126 253V252H125ZM192 253V255L194 256V255H196V254H193ZM201 253V252H200ZM199 253V254H200ZM255 253V252H254ZM256 253H258V252H256ZM96 254V253H95ZM110 254V253H109ZM127 254V253H126ZM131 254V253H130ZM202 254H200V255H202ZM207 254V255H208ZM212 254H214V252L212 253ZM216 254V253H215ZM214 254V255H215ZM252 254V253H251ZM264 253H262L261 255H262V257L264 256L263 255ZM100 255V254H99ZM115 255V254H114ZM128 255V254H127ZM127 255H125V256H127ZM178 255H179V253H178ZM254 255V254H253ZM124 255H123V259H124V262L125 261H127L128 262V260H126L124 257H125ZM185 256H187V255H185ZM191 256V255H190ZM205 256H203V258L205 257ZM212 256V255H211ZM217 256V255H216ZM250 256V255H249ZM256 256V255H255ZM254 256V257H255ZM259 257H261L260 255H258ZM257 256V257H258ZM116 257V256H115ZM117 257H119L118 255H117ZM122 257V256H121ZM180 257V256H179ZM182 257V256H181ZM180 257V258H181ZM200 258H202L201 256H199ZM209 257V256H208ZM214 258H215V256H213ZM218 257V256H217ZM253 257V256H252ZM97 258H99V257H97ZM127 258H129V256L127 257ZM175 257H173L172 258V260L174 259ZM184 258V257H183ZM190 258V257H189ZM189 258H188V260H186V257H185V260L188 262L189 261ZM199 258V259H200ZM202 258V259H203ZM221 258H223V257H221ZM235 258V257H234ZM116 259V258H115ZM120 259V258H119ZM118 259V260H119ZM179 258L177 257V260H178ZM182 259V258H181ZM201 259V260H202ZM260 259H262V258H259V260ZM106 260H108V259H106ZM117 260V261H118ZM120 260H122V258L120 259ZM120 260H119V262H120ZM184 260V259H183ZM207 260H209V258L207 259ZM211 260V259H210ZM212 260H214V259H212ZM255 260H256V258H255ZM255 260H254V263H255ZM111 261V260H110ZM182 261V260H181ZM196 261V260H195ZM197 261H199V260H197ZM204 261V260H203ZM215 261H217V260H215ZM221 261V260H220ZM253 261V260H252ZM105 262V261H104ZM114 262V261H113ZM119 262H117V264L119 263ZM171 262V261H170ZM175 262V261H174ZM200 262V261H199ZM224 262V261H223ZM232 262V261H231ZM257 262V261H256ZM260 262V261H259ZM110 263V262H109ZM122 263V262H121ZM186 263V262H185ZM189 263V262H188ZM217 263H219V261L217 262ZM222 263V262H221ZM229 262H228V260H227V262H226V264H228ZM246 263V262H245ZM258 263V262H257ZM263 262H261V264H262ZM108 264V263H107ZM123 264H125V263H123ZM172 264V263H171ZM181 264V263H180ZM225 264V263H224Z\"/></svg>",
    "mask_w": 264,
    "mask_h": 264
}]
</instances>
